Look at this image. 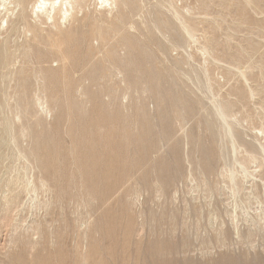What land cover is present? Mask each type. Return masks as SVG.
Masks as SVG:
<instances>
[{
	"label": "rangeland",
	"instance_id": "rangeland-1",
	"mask_svg": "<svg viewBox=\"0 0 264 264\" xmlns=\"http://www.w3.org/2000/svg\"><path fill=\"white\" fill-rule=\"evenodd\" d=\"M197 1H199V2H197ZM218 1L220 2L221 0H212V1L211 0H203V1L202 0H168V1L167 0H143V1L142 0L141 1L135 0L136 4L139 6V8L137 6V8L139 10L137 8H135V10L130 13L131 16L128 17V20L125 24V27L121 31L122 33H124V32L130 33L131 37L134 39V42H135L134 44L136 45V48H135V51H136V53H135V60H136L135 65H137V67H143L146 69V67L149 68L151 66L149 63L146 64L145 60L143 59L144 55L141 54V50H140L141 45L144 44V45H148L147 48L149 49V52L150 53L152 52L151 54L154 55V60H153L152 64L157 70L160 69L159 70L160 72L165 73V71L166 72H172L175 69L178 70L180 68L179 73L175 74L176 83H171V85H168V84H170L169 80L171 77L170 76L171 73H168L167 75L164 76L163 83H160V87H159V89L169 91V89L172 86H175L174 92L173 91L170 93L167 92L168 96L165 99V102L163 104H161V107H168L169 108V113H168L169 120L165 121V120L160 119L158 121V117L160 116V113H159L160 103L157 101V99L150 97V95H148L149 93L145 92L146 95L143 94L144 91H143L142 87H144L147 83L146 84L145 83H137L136 90H135V88L131 87V85H130V84H134V83H130V84L124 83L121 81V78H119V76L115 77V76L105 74L107 72L109 73L110 71H108L109 69L107 67L108 62L104 61V59H106V57L107 58L112 57V59L113 58L115 59L114 54H110V55H108V53L106 54L109 47L112 44L117 43L116 44L117 48L115 50L118 54L120 53V55L127 53V48L124 45L122 46V43H121L122 33L121 34L118 33L116 35H113L111 33V36L109 33H107L106 37L108 38L107 40H108L109 44H105L104 48H103L101 41H99L98 39L95 40L92 38L91 33L93 30V24L95 22H92V24H91V21L93 19H95V21H96L97 19L100 20V18H102L100 22L104 21L102 24H106L105 22H107L109 20V17H111L110 18V20H111L112 16H113V15H111V13H107V12L105 13V11L103 10V7L100 3L97 5L98 9L94 8L95 4H91L92 7H91V5H90V7L88 6L85 9V15H83V16H82V12H80L78 14V15H80V17L82 19V21L80 20V23L76 21L75 24L74 23L73 24L67 23L66 25H64L65 27L62 25L61 29H62V33H64L63 35H62V33H61V35H59L60 33L56 32L55 31L56 29L52 28V30L54 29L53 32L55 31L57 33L56 34L54 32L56 34V35H54V36H56L55 39H57V41H58V43H56L57 45H60V43H61L60 40L62 39L61 38L60 40H58L59 36L63 37L65 35L66 30H67L66 34H68V35H66L67 38L65 39L67 41H65V43H64L65 46L64 45L62 46L63 51H65L63 49V47H65V49H66L67 46L68 47L72 46L71 47L72 49L70 47L68 48L69 53L73 52V54H75L74 50L76 51V53L78 52L75 55H70L68 53V49H66V52L61 51V53L69 54V56L72 58H73V56L76 57L75 59L73 58L74 60H72L71 67H68L69 69L65 68L66 69L65 75H70V74H68L69 73L68 70H70V69H71L70 73H72L73 75L75 74L74 76L70 75V77L72 80L74 79L76 81L73 80L74 81L73 82L71 80L72 81V82L70 81L71 83H69V84L67 83L68 86H71V87L73 86L72 87L73 89L71 87L69 89V87L67 86L66 83H65L66 85H64V83H61L62 87H61V85H58V86H60L59 88L57 86H55L54 84L57 85L60 83H54V84L51 83V86H49L50 83H46V84L40 83L41 86L44 85L43 88H41V86L38 87L39 86L38 83H37L38 85L36 83H32L34 86L31 85V83H25V85H24V83H15V76L12 74H9V75L7 74L8 76L5 79L4 83L3 82L0 83V106L2 107V108L0 107V111H1V113H0V160H1L0 161V201H1L0 202V204H1L0 205V261L1 262H0V264H14L15 261H17L16 264H25L23 262H28L26 264H29V263L30 264H34V263H38V264L39 263L40 264H85L86 263V264H89L90 258L95 259V260H91V262L93 261L92 264H96L98 262L97 260H100V259L101 260L98 262V264H102L101 262H103V264H123V263L126 264V262L128 264H135L136 262H138L136 264H146V263L147 264H149V263L150 264H153V263L159 264V262H160V264H162L164 261H165V263H163V264H180V263L181 264H202V263L203 264H240V262H241V264H254V262H255V264H259V263L264 264L263 260L254 261V262L251 260H249V261L248 260H241V257H243L244 255H250L249 259H251V256H253L252 254L254 252L261 254L260 256H262V257H260V258L264 259V237H256V238H258V240L256 239L258 244H256V248H254V247L252 248V246H250L248 243L244 242V244H243L242 238L239 236H236V235H239V233L243 234V233L247 232V230H248L247 227L249 226V224L247 222H249V221L243 219V218H245V215H247V214H244L242 209H240V208H237L236 210L234 209L233 198L230 197L229 194H227L229 192V190H227V191L224 190L226 188L229 189V187H227V186L230 185V182H228L226 179H223V177L220 174V171H221V168L223 170V168H225L226 166L234 164V158L233 159L231 158L234 156H232L233 155V153H232V155L230 157V154H231L230 148L232 147L231 143H230V138L228 135L225 134V132L222 131L225 135L222 134V132H220L221 131L220 121H219L218 117L215 114H213L214 112H212V111H214L213 106H215L217 104L216 103L217 99L221 102H224V99L227 98V99H225V101H229V102H231V104H233V105H231V109L233 111L232 110L230 111L229 116H231V117L228 118V121L231 123L233 131L237 132L236 135L240 140V141H238L237 140L238 138L236 137L237 139L235 141V147H236V149H238V147H239V152L237 150L238 155H241L240 151H242V149L240 150V148L244 147L243 144L246 143L245 141L253 142V140H255V142H257V143L258 142H261V143L264 142V138L261 137L262 136V130H264V108L260 107L261 105L259 103H257V102L264 100L263 99L264 96H262L264 93H262V95L260 94V96L258 95V98H255L257 95H255L252 98L247 97L246 94L240 95V96L238 95V93H240V94L242 93V91L239 92V90L242 87L243 83H246L245 85L250 84L252 86L259 87V88L261 86H264V75H263L264 74V72H263L264 67H262V65H263L262 62H264V54H263V52H264V40H263L264 39V17H263L264 16V8H263L264 2L263 1L264 0H262V2H261V0H257V1L255 0L256 2L253 3V5H248V7L246 8V12L248 13L249 8H250V10L252 9L254 12L252 10L249 11V13H251V14H249V13L246 14V12H245L246 15H244V16L242 13L239 12V11H241L240 10L241 6L237 5L238 3H236V2H238V0H235V1L234 0H226V1L222 0L220 2V3L224 2L222 6ZM259 1L263 4H259ZM29 2L27 4V9L25 10V13H27V15L29 13L31 14L30 10L32 7L33 0H30ZM159 2H161V3H159ZM171 2H173L174 5ZM206 2L211 4V5L210 4L208 5V7L210 9L208 7H206L207 6V5H205ZM213 2L217 6H214ZM199 3L201 5H198ZM217 3H219V4H217ZM227 3H229V4H227ZM234 3H235V5H234ZM159 4H160V8H159ZM231 4H233V5H231ZM171 5H173V6H171ZM212 5H213V7H212ZM141 6H142V8H141ZM225 6H227V8ZM173 7L176 8L175 10L181 11L182 15H184L185 18L194 19L196 24L199 25V26H197V31H196L197 34L195 33V37H194L195 39L189 38L190 41L187 39L188 43L186 41V45H184L185 43L182 44L184 46H182L180 44L177 46V42L172 40L173 38L171 37L172 36L171 33L168 32L169 33L168 34L167 32H164L166 34L163 35L159 32H152L148 26L149 24L152 23V21L150 22L149 20L151 18H152L151 20H154L157 15L163 16L162 18L166 21H170V22H174V23L178 24V22H179L178 17L176 16V13H175V10ZM188 7L190 10L189 13L192 16H190V14L188 13V9H187ZM222 7H224V8H222ZM234 7H235V9H237L239 7L238 8L239 11L235 10ZM258 7H260V10L258 9ZM162 8H164V9H162ZM228 8H229V10H228ZM0 9L2 10L1 5H0ZM95 9L99 10V13L97 10L95 11ZM168 9L171 11H169ZM186 9H187V14H186ZM218 9H219V11H218ZM231 9H233V10H231ZM1 10H0V40H1L0 44L4 45L6 48L8 47L11 52H12V50H14L13 51V53L15 54L14 57H16L18 54H20V53L22 54V52L24 50V49H22L23 45L25 44L27 39H29L31 37L32 33H30V31L27 30L26 23H25L24 19L22 18V14H18L19 8H17L14 11V14L12 15V21L13 22H11L10 28H6L5 21L3 22L1 20V18L3 16L2 15L3 13L1 12ZM90 10H92L93 12ZM136 10L139 12H137ZM211 10H212V13H211ZM158 11H159V13H158ZM195 11H196V15H195ZM199 11H201V12H199ZM214 11H215V13H214ZM226 11L228 14L224 13ZM230 11H231V13H229ZM236 11L239 13V15H241L240 17H238L239 15ZM94 12H95V14H94ZM153 12H154V14H153ZM183 12H185V13H183ZM192 12H193V14H192ZM209 12L211 13L212 16H218L219 12H221V14L224 13L225 14L224 16H227V18H226V22H224L223 24L226 25L229 22L230 27L228 25H226V26H228V27H226L225 25L222 24V26H224L225 28L221 27V26L218 28V26H217L216 27L217 31H214V28H212V27H215V25H217V24H215L216 22H213L216 17H214V19L211 15H210V17H208V15L210 14ZM216 12H218V13H216ZM235 12L237 14H235ZM113 13H114V11L112 12V14ZM161 13H163V15ZM205 13H207V14H205ZM254 13H256V14H254ZM257 13L258 14L261 13L262 15L261 14L257 15ZM30 14L28 16L26 15V17H28L27 21L28 22L31 21V23H35L36 22L35 15H33V14L30 15ZM88 14H89V16L87 17ZM98 14H100V15H98ZM198 14H199V16H197ZM152 15L155 17H153ZM172 15H174L176 17H174ZM202 15H204V16L206 15L207 18L202 16ZM232 15H233V17H232ZM253 15H254V19L252 17ZM98 16L100 18H98ZM103 16H105V17H103ZM164 16H166V18H164ZM245 16H247V17H245ZM92 17H94V18L92 19ZM131 17H132V20H131ZM173 17L175 18V20L173 19ZM29 18H30V20H29ZM85 18L86 19L89 18L88 19L89 21H85L84 20ZM228 18H229V21L227 20ZM235 18L236 19L239 18V20H236ZM240 18H242V19H240ZM243 18H245V19H243ZM250 18H252L251 19L252 22H250L251 25H249V21H248V20H250ZM259 18H263V20L259 19ZM203 19L204 20L206 19V21H204ZM232 19L235 21H233ZM130 20L132 21V23L130 22ZM196 20L197 21L200 20V22L198 21L199 22L198 23ZM202 20H203V22H202ZM231 20H232V23L230 22ZM244 20H246L245 23H244ZM240 21H243L244 24L241 23ZM83 22H85V23L87 22V24L83 25ZM233 22L235 23V26H236V24L238 26L235 27L233 25L234 24ZM212 23L215 25L211 26ZM253 23H256L257 29L259 28V26L263 29V31H262L263 33L261 32L262 34H260V31L256 30V28L254 26L255 24L252 25ZM260 23H261V25H260ZM90 24H91V26H90ZM239 24H242V26L244 28L243 30H241L242 26ZM42 25L45 29L51 28L50 26H48V24H42ZM73 25H75V26H73ZM81 25H83V26H81ZM69 26H71V27H69ZM232 26H233L234 30H233ZM248 26H251V27H248ZM46 27H48V28H46ZM67 27L69 28V31H68ZM238 27L240 29H238ZM245 27L247 28L248 31L246 30ZM253 27L255 28L254 31H256V34H255V32L253 33V29H254ZM202 28H204L205 30ZM130 29H131V31H130ZM226 29H227V31H226ZM231 29H232V32L233 31L235 32V33L233 32V34H232L234 39H232L231 41H228L229 45L234 49V50L230 49L232 52H234V51L237 52L235 50L236 49L235 47H239L241 45L246 44L247 38H248V40L251 39L249 37H253L252 40L255 39L254 42L252 40H250V41L253 42L254 45L259 48V49L258 48H256V49L250 48L247 51L244 50L245 53L242 52L241 59H242L243 64H241V66H242L241 68L243 70H245L246 74L249 72V70H250V72L254 73V74H252L249 72L250 73L249 75H251V76H248V74H247L246 78L248 80L244 79L243 77L240 79L239 77H241V75L239 72V68L232 65V64H230V65H232V67L229 65V63H228V61L230 60L228 57L229 55L224 54L222 52L223 49H221V47H222V46H220L221 44H218L214 49H212L208 52H204L201 49L203 46L202 42H205V39H206L204 37V35L206 36V34H208V35L210 34L209 36H212L214 33H216L215 36H216L218 42H221V41L223 42L224 39H225V42H227V36L231 32ZM235 29L237 31H235ZM249 29L252 32H250ZM71 30L73 32H71ZM198 30H200V31L198 32ZM218 31H220V32L218 33ZM151 32H152V34H151ZM206 32H208V33H206ZM27 33H28V35L30 34V36H28ZM70 33L72 35H70ZM81 33H82V35H81ZM157 33L160 35H156ZM257 33H259V34H257ZM7 34H9V35L7 36ZM40 34L47 35L46 32H43V31H41ZM73 34L74 35L79 34L78 35L79 39L77 40L76 39L77 35H75L76 36L75 37ZM217 34L220 37L219 39H218ZM108 35H109V37H108ZM169 35H170V37H169ZM198 35H200V37H197L198 38L197 39L196 36H198ZM202 36L204 37V40H203ZM113 37H114V39H113ZM4 38H7L5 41H7L8 44L4 41ZM72 38L75 40L74 42H76L78 44L74 43L73 40L71 41L70 39H72ZM81 38H83V39H81ZM55 39L53 41L50 40L48 42L54 43ZM91 39H92V47H91L92 49L89 46H87L88 41ZM136 39H138V40H136ZM200 39H202V40L200 41ZM220 39H221V41H220ZM244 39H245V41H244ZM2 40H3V42H2ZM81 40H82V42H81ZM257 40L260 43L256 42ZM83 41H85L86 45ZM4 42H5V44H3ZM232 42H233V45L231 44ZM20 43H22V46ZM66 43L68 45H66ZM100 43H101V46H100ZM93 44H94V46H93ZM171 44L172 45L174 44V45L172 46ZM236 44H238V45H236ZM61 45H62V43H61ZM82 45H83V48H82ZM50 46H51V44H50ZM77 46H79V47H77ZM18 47H19V49H18ZM48 47L49 46L43 44V45L38 47L41 50L38 51L37 46L35 47V49L37 50V52H39L40 58L41 57L43 58V56H45L46 53H47L46 56L49 54L47 56L50 60L49 63H51V65H53V66H57L60 63V60H58L57 52L55 51L56 46H55V50H53L54 48L50 50L53 53L49 51ZM60 47L61 46H59L57 50H59V49L61 50ZM11 48H12V50H11ZM78 48H80V49H78ZM87 48H88V50H87ZM45 49L46 50L48 49V50L46 51ZM76 49H78V50H76ZM251 49L255 50L256 52H257V50H259V52L256 53L255 51H253V53H256V54H254L255 55L254 56L251 53L252 52ZM89 50H91L90 53H94V52H95V54L98 53L96 55L97 58H95L96 57L95 56L91 60V58H92L91 56H93V54L90 55ZM216 50H218V51H216ZM211 51H212V53H211ZM225 51H229V50L225 49ZM80 52L82 53V55L80 54ZM213 52H215V53H213ZM205 53H207V54H205ZM246 53H247V55H246ZM21 54L18 55L19 57L18 56L16 57L17 59L15 58V60H16L15 64H17V60H19L18 58L24 57V55L22 54V56H21ZM221 54H223L222 55L223 57L221 56ZM243 54L245 56H248L249 58L247 59L246 57H243ZM260 54H262V56ZM50 55H53V56H50ZM174 56L175 57L177 56L176 59H174L175 58ZM212 56H215V57H212ZM252 56H253V58H252ZM39 57L37 56V57L33 58L32 61H30L33 67L37 66V63L40 59ZM88 57H89V59H87ZM170 57H172L173 59H171ZM186 57H189V58L187 59ZM77 58L82 59V61L81 60L76 61ZM163 58H165L166 60L164 59L165 61H163ZM178 58H179V60H178ZM261 58H263V61ZM83 59L85 60V62H83L84 61ZM96 59H98V60L95 61ZM101 60H103V63ZM20 61H21V64H19ZM22 61L24 64L22 63ZM89 61L90 62L92 61V62L90 63ZM254 61L258 65L261 63V65H259V68H258V65L253 64V63H255ZM19 62L17 64V66L15 65V67L17 68V67H19V65L23 64V66H25V68H26V72L28 71L27 74H31L30 69L32 70L33 67L31 66L30 62L26 61V59H24V58H21L19 60ZM87 62H89L90 65ZM81 63H82V66H81ZM159 63H160V66L158 65ZM66 64H68V62ZM74 64L77 66L74 67L75 66ZM79 64H80V66H79ZM103 65H104V67H103ZM253 65L255 67H257L256 69L258 71L257 70L254 71L255 67ZM68 66H70V64H68ZM72 66L74 67V69H72ZM78 66H79V68H78ZM228 66H229V70L227 69ZM251 66L253 67V69H251L252 68ZM12 67H13V69H15L14 66H12ZM81 67H83V69H85V70H83V69L81 70ZM27 68H28V70H27ZM91 68H94L95 71L92 72V74L95 77L98 76L97 78L99 80L98 79L92 80L93 77L85 78V75H88L87 72ZM162 69H165V71H163ZM237 69H238V71H237ZM78 70H80L81 72L80 71L78 72ZM180 70H181V72H180ZM182 71L184 73H182ZM262 72H263V74H262ZM207 73L209 75H207ZM259 73H261L263 75V78L260 77L261 74H259ZM59 74L63 75V70H61V72ZM100 74H102L103 76ZM11 76H13V77H11ZM205 76L209 77L210 82H208L209 80L207 81L208 77L206 79ZM258 77L260 78V80L262 78L263 81L262 80L259 81ZM82 78H83V81H82ZM10 79H12V80H10ZM110 80H111V82H110ZM12 81H14V82L12 83ZM244 81H246V82H244ZM258 81L260 82V84L257 83ZM254 83L255 84L257 83V84L255 85ZM16 84H17V86H15ZM70 84H72V85H70ZM63 85L65 86V89L68 87L67 90H65V89L63 90V88H64ZM105 85H106V88H105ZM25 86H27V87L25 88ZM31 86H33L35 89L34 88L30 89V88H32ZM91 86H92V88H91ZM46 87H47V89H46ZM55 87H57L56 90H55ZM125 87L126 88L128 87L127 89L129 91L126 92L127 89ZM18 88H19V91H18ZM24 88H25V91L23 90ZM60 88H62V89L60 90ZM52 89L54 90L55 93L53 92ZM58 89L60 90V93L63 92L62 93L63 95L69 93V91H70L71 95L69 96V99H68L69 94L65 96V99H64V96H62L63 97L62 98L60 96L62 94L59 93ZM68 89H69V91H68ZM42 90H44V93ZM134 90H135V92H134ZM140 90L143 92H141ZM157 90H158L157 88L154 89V92L156 93ZM17 91L20 92L18 95H17ZM30 91L31 92L33 91V93L35 92L34 95ZM48 91H49V94H51L50 97L48 96L49 94H47ZM57 91H58V93H57L58 95L56 94ZM82 91L85 93H83ZM64 92H66V93H64ZM45 93H46L47 99L50 98L51 102L49 100L47 103V101L45 100L46 99ZM53 93L57 98L54 97ZM30 94H32L33 96ZM35 94H36V96H35ZM43 94H44V96H43ZM21 95H24V96L21 97ZM81 95H84V96H81ZM179 95L183 97V103H185V105H186L185 112H182L184 114V117L180 116L179 114H181V113L179 111H177L180 108L179 106H181L182 104L181 103H180V105H178V104L174 105L173 104L175 98L178 97ZM5 96H7V97L10 96L11 97V98L9 97L10 100L7 99V97H5ZM19 96L22 98L23 104H22L21 98ZM37 96L41 99V101L39 98H37ZM78 96L79 97L81 96V97L79 98ZM242 96L243 97L246 96L248 99L246 97L243 98ZM34 97L37 100L39 99V101L41 103H43V106L39 105L38 107H36L37 103L34 102V101H36L34 99ZM52 97H54L53 100H54V102L56 101L55 102L56 104H54V102H52L53 101ZM223 97H224V99H223ZM18 98H20V99H18ZM25 98H28L26 100H27V103H29V105L27 103L25 104V102H26V101H24ZM137 98H139V99H137ZM235 98L236 99L239 98V99H237V101H236ZM258 99H260V100H258ZM6 100H8L9 103L8 102L5 103ZM67 100H69L71 102H68ZM218 100H217V102H218ZM17 101H18V103H21V105H23L25 109L28 107L24 113L25 116H26V114H28V112L32 111L33 113H36V117H38V118L40 117V120H42L41 122L39 121L41 124H39L36 117L28 118L31 120L26 121V119L22 115L23 117L21 119V122L26 123L27 125L31 126L30 127V133L31 134H40L43 132H49L50 135L54 136V139L46 140V141L42 142L41 144H38L39 146H35L34 144H31V142L28 139H23V140H28L27 144H29V145H26V142L23 140H20V142H18L19 144L18 143L15 144V143H13V141H11V139H9V137L11 136L10 133L12 132V135H15V134H17V130L12 131L11 129H8L10 131L9 132L8 130H4V129H6L4 127H6L5 125L7 123L12 122L10 118H12L13 122H14V118L16 116H14L15 113L13 114V112L15 111L14 108L17 104ZM64 101L66 102L65 104H64ZM92 101L96 102V103L98 102V103L96 104V103H93ZM32 102H33V105H31ZM247 102H249V103L247 104ZM45 103H47V104L45 105ZM68 103H69V105H68ZM214 103H216V104H214ZM95 104L96 105L99 104V105H98V107L94 106L95 108H93V105H95ZM7 105H9V107ZM26 105H28V106H26ZM44 105H45V107H44ZM66 105L69 107H67ZM139 105H142L147 110V116L146 117H143L142 112L138 110L137 107ZM255 105H256V108H254ZM31 106L32 107L34 106L33 108H34V110L35 109L36 110L34 111ZM85 106H86V108H85ZM234 106L236 107L235 110L237 112L234 110ZM243 106L246 108H244ZM40 107L42 110L40 109ZM43 107L46 109H43ZM65 107L67 108V110L65 109ZM91 107L93 108V110H91L92 109ZM9 108H10V110H9ZM31 108H32V110H31ZM50 108H52L51 109L52 111L50 110ZM250 108H252V109H250ZM260 108H262V109H260ZM28 109H30V110H28ZM96 109L99 110L100 112L96 111ZM247 109H248V111H247ZM37 110H38V112H36ZM64 110H65V112H64ZM84 110H85V114H84ZM42 111H46V112H42ZM47 111H49V112H47ZM150 111L152 114L150 113ZM66 112H68L69 114ZM70 112H72L71 114L73 116L70 115ZM232 112H233V114H232ZM248 112L251 113V115H252L251 120H250V117H248ZM255 112H256V115H255ZM96 113H98V114H96ZM243 113H245V114H243ZM56 114H57V116H56ZM91 114L92 115L94 114V115L92 116ZM234 114H235V116H234ZM45 115H46L47 121H45L43 119V118H45ZM97 115H98L97 119L99 120V122L101 119H104V118L105 119L103 121H106V122H103L101 120V122L99 124L96 120V117H94ZM99 115H102V116H99ZM113 115H114V117H113ZM11 116H14V118ZM69 116H70V118H69ZM2 117L5 118L6 120L4 121ZM41 117H43V118H41ZM72 117H73V119H72ZM100 117H103V118L100 119ZM154 117H155V119H154ZM232 117H234L233 120H231ZM235 117H236V119H235ZM7 118H9V119H7ZM94 118H95V121L93 120ZM151 118H153V120ZM243 118H244V120H247V121H244ZM69 119H70V122H69ZM217 119L219 122L216 121ZM238 119H242V120H238ZM67 120H68V122H67ZM89 120H91V121L93 120V122L91 123V121H89ZM113 120L115 121V123L116 122L118 123V125L116 123L117 127L114 126L115 123ZM154 120H155V122H154ZM175 120H178V121H175ZM237 121L238 122L240 121V122L236 123ZM5 122H7V123H5ZM49 122L52 124H50ZM96 122L99 125H97ZM145 122H146V124H145ZM152 122H153V125H152ZM156 122H159L160 126H155L154 124ZM15 123L16 124L19 123L18 118L15 119V122L13 124H15ZM69 123H71V124H69ZM107 123H110V124H107ZM216 123L219 124L220 126L217 125ZM45 124H50L48 126L51 128L46 130L44 128ZM86 124H88V126ZM91 124H93V125H91ZM65 125H67V126L65 127ZM73 125H75V126H73ZM83 125H84V128H83ZM62 126H64V127H62ZM85 126H87L86 127V128H88L87 130L91 133V135H89L91 140L88 139L89 136L87 135V133H89V132H86ZM104 126L106 127L105 129H104ZM120 126H121V128H120ZM213 126L214 127L216 126L217 128H219V130L216 127L214 128ZM1 127H2V129H1ZM52 127L54 130L52 129ZM69 127L71 128V130ZM108 127H109V129H108ZM176 127H178V128L176 129ZM41 128H42V131L39 132L38 130H41ZM65 128H66V130H69V131H66ZM81 129H83V130H81ZM94 129H95V132L97 135L93 134ZM97 129H98V131H100V130L101 131L97 133ZM128 130H130V131H128ZM4 131H6V132L4 133ZM70 131L71 132L74 131V132L71 133ZM110 131H112V132L110 133ZM206 131L209 134V137L207 136L208 134L206 133ZM14 132H16V133H14ZM68 132H70V133H68ZM7 133H9V134H7ZM64 133H66L67 135ZM85 133H86V135H84ZM99 133H100V135H99ZM130 133H132V135ZM163 133H165L164 138L161 137V135ZM69 134H71V135H69ZM76 134H77V136H76ZM72 135H73V137H72ZM105 135H108V136H105ZM256 135H258V139L260 138L258 141L255 139ZM64 136L65 137L69 136V139L64 138ZM94 136L95 137L97 136V137L95 138ZM103 136H105V137L103 138ZM3 137H5V139H3ZM76 137H79V138H76ZM108 137H109V139H108ZM159 137L161 140L159 139ZM221 137H223V138H221ZM111 138H114V141H113V139L111 140ZM218 138H220V139H218ZM228 138H229V140H227ZM78 140H81V141L78 142ZM57 141H59V142H57ZM228 141H229V143H228ZM68 142H69V144H67ZM74 143H75V146H74ZM102 143L104 144L105 147L103 146ZM130 143H132V144H130ZM236 143L238 145H236ZM127 144H130V145L127 146ZM220 144H221V146H220ZM68 145H70L71 147L73 146L74 155H71V152H70L71 150L68 149L69 148ZM28 146L29 147L33 146V150L35 152L40 153V155H41V153H43L46 150H48V151H50V153H52V154H50L51 156H49L48 151H46L43 153L44 155L43 154L41 155L42 158L44 159L42 167L46 166V168L50 170V172H49V170L46 169V173H48V174L46 175V173H45V176L43 174L45 172V170H44L42 175H43V177H45V179L47 178L46 179L47 181L52 179V182H50L51 181L50 180L49 183L54 184V185H52V184L51 185L53 186V188L55 190V194H54V192H50L49 193L50 197H51V193H53L52 196L55 195L56 197L54 196V198L59 199V200L56 199V203L54 202V203H52L53 205L52 204L50 205L51 208H49V206H47V207L32 206L31 207V204H30L31 198H29L31 196L28 193L23 192L24 191V189H23L24 183L23 184H22V182L15 183V181H14L15 177L17 176L18 173H21L23 175L26 172V174H27V169H25V166L27 164H28L27 166H29L30 163H28V162L26 163V160L24 161V159L19 155V152H22V149L27 148ZM42 146H43V148H42ZM56 147H58V148H56ZM102 147H104V149ZM228 147H229V150L226 149ZM128 149H129V151H128ZM140 149L142 151H140ZM82 150H84V151H82ZM115 151H116V156H118V157L112 156L113 153L115 154ZM229 151H230V153H229ZM151 152H153V153H151ZM56 154H58V155H56ZM107 154H109V155L107 156ZM139 154H141V156ZM225 154H226V156H225ZM110 155L112 157H115V158H111ZM57 156H58V158H56ZM60 156H62V157H60ZM71 156L72 157L74 156V158H73L74 162H73ZM106 156H107V158H106ZM206 156H207V158H206ZM49 157H50V159L53 158V159H51V160H53L52 162H50L51 160L48 159ZM259 157L261 159L262 155H259ZM54 158H55L56 162L58 161L60 164L56 163ZM97 158H98V160H97ZM230 159H232V161ZM45 160H47V161H45ZM114 160H116L115 163L118 162L119 165L114 163V166L111 167ZM48 161L50 163H48ZM109 161H111L112 164ZM228 161H230L231 163ZM53 162H55L57 164V165H54L58 169V170L56 169V172H55V170L52 172V170L54 169L53 168L54 166L52 167ZM45 163L48 164V166ZM226 163H228V164H226ZM24 164H26V165H24ZM122 164H123V168H121ZM136 164L140 165V167L142 166V168H140ZM197 164L199 166H197ZM70 165H71V167H69ZM129 165H131V167ZM134 165H135V167H134ZM250 165H249V167H250L249 170L251 171V169H252L251 172H253V170H255V169H257V170L263 169V166H262V168L260 166L256 167L257 163H250ZM30 166H31V164H30ZM97 166H99V167L97 168ZM136 166L140 169H138ZM237 166H239V165L236 164V168H239ZM254 166H255V168H254ZM29 167H26L29 169L28 174H30V175H28V176H32L31 173H33V171L30 172L31 167L30 168ZM58 167L59 168L61 167V168L59 169ZM64 167H65V169H64ZM72 167L75 170H73ZM78 167H81V168H79L80 170L78 169ZM133 167H134V170H133ZM251 167H253L254 169ZM50 168L51 169L53 168V169L51 170ZM70 168H71V170H73L74 173L69 171ZM236 168H234L235 171L237 170ZM14 169H15V171H14ZM81 169H83V172ZM122 169H123V171H122ZM129 169H130V171H129ZM150 169H151V171H150ZM61 170L63 173L61 172ZM107 170H108V172H107ZM109 170H111V171H109ZM114 170H116V171H114ZM135 170L136 171L138 170V171L136 172ZM143 170H144V172H143ZM257 170H255L253 173L257 172ZM42 171H43V168H42ZM120 171H122V172H120ZM141 171H142V173H141ZM64 172H66V173H64ZM75 172H77V173L75 174ZM116 172L117 173L120 172L121 177L119 176L120 173L116 174ZM237 172L238 173L241 172L240 173L241 175L238 174ZM237 172H235V173L238 176V178L239 179L242 178L243 173H242L241 169L240 170L238 169ZM69 173H70V175L71 174H73V175L70 176ZM111 173H115L116 175L111 174ZM122 173L123 174L125 173L124 176H122L123 175ZM128 173L129 174L131 173V174L127 176L126 174H128ZM200 173H203L204 175L200 174ZM96 174H97V176H95ZM140 174L141 175L143 174V175L141 176ZM48 175H50L49 179L47 177ZM107 175H108V177L109 176L110 177L109 178L106 177ZM113 175H114V177L116 176L117 178L116 177L114 178ZM239 175L242 177H239ZM199 176H203L202 178H204V176H205L204 180L207 179L204 183L205 186H203L204 181L202 180L201 177L199 178ZM35 177H34V179L36 180V183H38L37 179H36L37 177L36 178ZM69 177L71 178V180ZM119 177L120 178L123 177V178L120 179ZM253 177L254 176H252V177L250 176L246 179L243 177V179H240V180H243V181H241V182H243V184H242L243 189H245V187H246L247 190H249V191L251 190L250 188L252 187V185H250V183L252 184L253 180L259 179L258 176H256V179H254L255 177L254 178ZM53 178H55V179H53ZM79 178H81V179H79ZM105 178L108 181H113V182L115 181V182L114 183L109 182L110 183V186H109V183H108V181H105ZM221 178H222V180H221ZM78 179H79V183L77 182ZM88 179H89V181H87ZM109 179H111V180H109ZM246 180H248V181H246ZM221 181H223L225 185H223V182H221ZM140 182H142V183H140ZM206 182H207V184H206ZM60 183H61V185L58 186V184H60ZM77 183H78V185H76ZM80 183H81V185H80ZM83 183H84V185H83ZM133 184H134V188L132 186ZM213 184H215V185H213ZM72 185L73 186L75 185V186L73 187ZM246 185H248V186H246ZM131 186H132V190H130ZM135 186H138V187L135 188ZM217 186L218 187L219 186H221V187L226 186V188L223 189L224 191H221L222 193L224 192V194H222L220 192V190L219 191L217 190L218 189ZM56 187H57V190H56ZM81 187H82V189H81ZM158 187H159V189H158ZM74 188L76 190H73ZM94 188H96V189H94ZM103 188L107 189V191ZM160 188H161V190H160ZM214 188H215V190H214ZM208 189H209V191L212 190L211 194L208 191ZM261 189H262V192H261ZM41 190H37L35 195H36L37 199H40V200L43 199L44 200V198L47 197L46 196L47 194H45V192L43 193V190L42 191ZM59 190H61V191H59ZM158 190H160V191H158ZM263 190H264V188L260 187L261 195L264 192ZM132 191L134 193H132ZM82 192L84 195L82 194ZM103 192H105V194ZM219 192L221 194H219ZM243 192L245 193L246 190H243ZM61 193L63 195L62 197L60 196ZM76 194H77V196H76ZM241 194H243V193L241 192ZM86 195H88V197ZM6 196L11 197V198L13 197V199L15 201L14 205L15 204L17 205L18 203L21 205L13 206L12 204L11 205L8 204V206H9V208H8L6 198H5ZM66 196L67 197L69 196L68 198L70 200L69 199L67 200ZM242 196H244V194ZM81 197H82V199H81ZM92 199H94V200H92ZM261 200L264 202L263 199H261ZM23 201H24V203H23ZM81 201H83V203H81ZM60 203H61V205H60ZM258 206H260V205L258 203L254 202L250 205V207L247 208L248 219H250L251 216L252 217L255 216L256 213L260 211L259 209H256ZM263 206H264V204H263ZM36 207H37V209H36ZM118 207H120V208H118ZM59 208L62 210L63 215L60 213L61 210ZM109 208L112 209V212L115 211V213H112ZM108 209H109V212L111 215V216L109 215V217L112 218L113 221H111V219L108 218V216L106 217V214L108 213L107 212ZM234 210L236 212H234ZM57 211H59V212H57ZM232 213H235L237 215V217H240L237 219L240 222L239 223L237 222V223H238L239 229L244 230V231L242 230L243 232H240V230L238 232V229H234L232 226L230 227V224H231L230 220L231 219H229V218H231ZM61 215H62V217H61ZM152 216H154L155 219ZM158 216H160L161 220ZM213 217H215V218H213ZM106 218H108V221L106 220ZM113 218H115V220ZM119 218H120V220H119ZM128 218L129 219L132 218L133 219L132 222H130L131 220H129ZM60 219L62 221L61 223H60ZM123 219L129 220V221H125ZM211 219H212V221H211ZM18 221H19V223H17ZM31 222H35V223L37 222L36 224L35 223H32V224L37 225L38 229L36 228L37 226H35V225L33 227ZM103 222H107V223L109 222L110 225L107 223L106 224L104 223L105 224L104 225ZM63 223H64V225H63ZM121 223H123L125 225H122ZM129 223H131V224L133 223V224L130 226ZM15 224L18 225V228L16 227L17 225L15 226ZM126 224L129 225L130 227H128V226L126 227ZM247 224H248V226H247ZM30 225H32L31 228H30ZM92 225H93V228H91ZM96 225H97L98 229L96 228ZM106 225H107L108 229L109 228L112 229L111 230L112 232L110 231V229L108 231V229L106 228ZM111 225H112V227H110ZM114 225H116V226H114ZM39 226H40V228H39ZM41 226H43V228ZM104 226H105V231H104ZM19 227H20V229H19ZM26 227H29V229H27ZM86 227H88V229ZM14 228L15 229L17 228L16 229L17 231ZM55 228H56V230H55ZM84 228H86V230ZM230 228H232L233 230H231ZM81 229L82 230L84 229L83 231H85V232H83ZM222 229H224V230H222ZM24 230H26V232H24ZM34 230H36L37 232L34 233ZM47 230H49V231H47ZM60 230H62V231H60ZM95 230H98V231H95ZM127 230H129V231H127ZM221 230L223 233L220 235ZM51 231H52V233L50 234ZM230 231H233L234 234L232 232L230 233ZM38 232H40V233L42 232L40 234L42 236H40ZM48 232H49V234H47ZM54 232H55V234H54ZM105 232H107V234H105ZM108 232H109V234H108ZM43 233H45L47 236H45V234H43ZM56 233L60 234V235H56ZM79 233L81 235H84V236H82L83 238L81 237V239H80L79 236H81V235ZM85 233H86V236H85ZM90 233L94 235V241H92L93 235L90 236ZM110 233H112V234H110ZM130 233H131V235H130ZM65 234H67V235H65ZM95 234H96V236H95ZM231 234L234 235V237ZM19 235L21 237L23 236L22 237L23 239ZM26 235L28 237H26ZM219 236L223 237L222 239H224L223 240L224 242L222 241V239ZM49 237H50V239H49L50 241H48V242L43 241V239L48 240ZM57 237H59V239H57ZM84 237H86L85 240H84ZM109 237H111V238H109ZM89 238L91 240H89ZM226 238H227V240L225 241ZM18 239H19V241H18ZM31 239H33V240H31ZM38 239L41 241H39ZM97 239L99 241L101 239V241H100L101 243ZM159 239H160V242L158 241ZM34 240L35 241L37 240V242H35ZM87 240H89V241H87ZM24 241H25V243H24ZM52 241L55 242V244L50 243ZM126 241H127V243H128V241H130L131 244L128 243V245L125 244V246H130V249L132 248L133 251H130V249H128L129 247L124 246L123 247L124 249L122 248V246L124 245V242L126 243ZM44 242H45V244H44ZM97 242H99V244H97ZM136 242L139 243V246ZM183 242H185L184 243L185 247L183 246ZM30 243H31V245H30ZM32 243H35V244H32ZM36 243H38V244H36ZM94 243H96V244H94ZM132 243H134V244H132ZM141 243H143V246ZM228 243H229V245H228ZM51 244L52 245L54 244V246H52ZM57 244H58V247H57ZM59 244H60V247H59ZM93 244H94V247H96V245H97V251H96L97 254H94V253L92 254L93 251L95 252V249H93ZM206 244H208V245H206ZM248 245L251 248H249ZM44 246H46L47 249H45L46 247H44ZM65 246H66V249H65ZM90 246H92V248ZM144 246H146L147 248H143ZM170 246H171V248H170ZM98 247H99V249H98ZM136 247H138L137 252H136ZM139 247L142 250H140ZM53 248H57L58 251H57V249L54 250ZM61 248L64 249V253L67 254L66 255L67 258H65L66 256L64 255L63 250ZM76 248H77L78 253H79V249L82 248V249H80V254L75 252ZM148 248H149V250H147ZM152 248H155V249H152ZM163 248H166V249H163ZM42 249H43V252H42ZM48 249H50V251ZM90 249H91L92 256L89 257V255H91L90 252L87 256H85L87 254V253H85V251L86 252L90 251ZM92 249H93V251H92ZM160 249H161V251H159ZM103 250H104V252H103ZM126 250H127V252H125ZM253 250H256V251H253ZM48 251H49V253H48ZM82 251H83L84 255H82V253H81ZM145 251L147 253H145ZM15 252L17 255L15 254ZM38 252L41 253L40 254L41 256L39 255L41 258L39 256L37 257ZM130 252H132V254ZM135 252L139 253V254H136ZM148 252H150V253H148ZM152 252H154V253H152ZM249 252H251V254ZM43 253H45L46 257H48V258H46L45 254H43ZM61 253L63 255H61ZM98 253H99V255H98ZM126 253H127V256H129L130 254H131V256H129V257L125 256V258H124V255H126ZM100 254L102 255L101 258L99 257ZM24 255H25V257H24ZM54 255L55 256L58 255V256H56L57 258L54 257ZM79 255H81V256H79ZM95 255H97L98 257ZM136 255L137 256L139 255L138 256L139 259L136 257ZM149 255H150V257H148ZM158 255H159V257H158ZM21 256H23V258ZM82 256H83V258H81ZM103 256H104L105 261H108V263L103 261ZM110 256H112V258ZM161 256L163 258H161ZM237 256H238V258H237ZM35 257H36V259H35ZM63 257L65 259H63ZM86 257L89 260L88 259L85 260ZM134 257H136L137 260H135ZM151 257H153V258H151ZM167 257L169 260L167 259ZM61 258H62V260H61ZM145 258H147V259H145ZM11 259H13V260H11ZM53 259H55V260H53ZM80 259H81V261H80ZM123 259H124V261H123ZM128 259H129V262H128ZM38 260H40V261H38ZM82 260L84 263H82ZM237 260H240V261H237ZM11 261H13L14 263ZM21 261H23V262H21ZM95 261H96V263H95ZM133 261L134 262L136 261V262L134 263ZM179 261H180V263H179ZM57 262H59V263H57Z\"/></svg>",
	"mask_w": 264,
	"mask_h": 264
},
{
	"label": "bare ground",
	"instance_id": "bare-ground-1",
	"mask_svg": "<svg viewBox=\"0 0 264 264\" xmlns=\"http://www.w3.org/2000/svg\"><path fill=\"white\" fill-rule=\"evenodd\" d=\"M30 0H0V5L2 6V10H1V12L3 13L2 15V18H1V20L4 22L5 21V23H6V28H10L11 26H10V24H11V22H13L12 21V15L14 14V11L17 9V8H19V10H18V14H22V18L24 19V21H25V23H26V28H27V30L28 31H30V33H32L31 34V37L29 38L28 36H30V34L28 35V33H27V37L29 38V39H27V41L25 42V44L23 45V48L22 49H24L23 50V52H22V54L24 55V57H21L22 56V54H21V58H24V59H26V61H28V62H30V61H32L33 60V58H35V57H39V52H37V50L35 49V47L37 46V48L39 47V46H41V45H43V44H45V45H47V46H49L48 48H49V51L51 50V49H53V50H55V46H56V52H57V56H58V60H60V63L57 65V66H53V65H51V63H49V58L46 56V54H45V56H43V58L41 57H39L40 59H39V61H38V63H37V66H32V64H31V62H30V64H31V66L33 67L32 68V70L30 69V73L31 74H27V72H26V68H25V66H23V61H22V65H19V67H15V65L17 66V64H18V62H19V60L21 59V58H18L19 60H17V64H15V62H16V60H15V58L18 56V55H20V54H18L16 57H14L15 56V54L13 53V51L14 50H12V48H11V50H12V52L9 50V48L7 49L4 45H1L0 44V83H4V81H5V79L7 78V76L9 75V74H12V75H14L15 76V83H24V85H25V83H31V85H33L32 83H38L39 84V86L38 87H40L41 86V84L40 83H50V85L49 86H51V83L52 84H54V83H60V84H54L55 86H57L58 88L60 87V86H58V85H61V83H64V85H66L67 83L69 84V83H71L73 80L71 79V77H70V75L72 76L73 74L72 73H70L71 71V69L70 70H68V74H70V75H65L66 73H65V71H66V69L68 68V67H71V64H72V60H74L76 57H74L73 56V58L72 57H70L69 56V54L70 55H75V54H77L76 53V51L74 50V52H75V54H73V52L72 53H69V47L71 48L72 46H67V48L66 49H68V53L69 54H67V53H61V51H63L62 50V46L64 45L65 46V41H67V40H65L66 38H67V36L66 35H68V34H66V32H67V30H66V32H65V35L62 37H60L59 36V38H58V40H60L61 38V40H60V42L62 43V45H61V43H60V45H57L56 43H58V41H57V39H55V37L56 36H54V35H56L57 33L56 32H58V33H60L59 35H61V33H62V25L64 26V25H66L67 23L69 24H75V22L77 21V22H79L80 23V20L82 21V19H81V17H80V15H78L80 12H82V16L83 15H85V9L89 6L90 7V5L91 4H95V6H94V8H97V5L100 3L101 5H102V7H103V10L105 11V13L107 12V13H111V15H113L112 16V19L110 20V18L111 17H109V20L107 21V22H105L106 24H102L104 21H102V22H100L101 21V19L102 18H100L99 16H98V18H100V20H96L95 21V19H93L94 17H92V21H91V24H92V22H95L94 24H93V30H92V33H91V35H92V38L93 39H98L99 41H101L102 42V45H103V48H104V45L105 44H109L108 43V38L106 37V34L107 33H109L110 34V36H111V33L113 34V35H116V34H118V33H122L121 31L123 30V28L125 27V24H126V22H127V20H128V17L129 16H131L130 15V13L132 12V11H134L135 10V8H137V4H136V2H135V0H33V3H32V7H31V10H30V12H31V14H33V15H35V20H36V22L35 23H31V21H27V19H28V17H26V15H27V13H25V10L27 9V4H28V2H29ZM141 1V0H140ZM143 1V0H142ZM168 1V0H167ZM203 1V0H202ZM212 1V0H211ZM222 1V0H221ZM220 1V2H221ZM226 1V0H225ZM235 1V0H234ZM257 1V0H256ZM255 0H238V2H236V3H238L237 5L238 6H241L240 7V10L242 11H239L238 10V8L237 9H235V7H234V9L235 10H238L240 13H242L243 14V16L244 15H246V14H248L249 13V11H251L250 10V8L248 9V13L246 12V8L248 7V5H253V3H255L256 2ZM163 2V1H162ZM197 2H199V1H197ZM219 2V1H218ZM219 2V3H220ZM230 2V1H229ZM261 2H262V0H261ZM260 1H259V4H263V3H261ZM264 2V1H263ZM30 3V2H29ZM142 3V2H141ZM140 3V4H141ZM159 3H161V2H159ZM171 3H173V2H171ZM219 3H217V4H219ZM223 3L224 2H222V3H220L221 4V6L223 5ZM163 4V3H162ZM204 4V3H203ZM210 3H205V5H207L206 7H208V5H209ZM213 4H214V2H213ZM227 4H229V3H227ZM173 5H174V3H173ZM173 5H171V6H173ZM198 5H201L200 3L198 4ZM211 5V4H210ZM231 5H233V4H231ZM234 5H235V3H234ZM186 6V5H185ZM203 6V5H202ZM214 6H217V5H215L214 4ZM260 6V5H259ZM264 6V5H263ZM262 6V7H263ZM91 7H92V5H91ZM187 7V6H186ZM197 7V6H196ZM200 7V6H199ZM212 7H213V5H212ZM226 8H227V6H225ZM138 8H139V6H138ZM137 8V9H138ZM141 8H142V6H141ZM140 8V9H141ZM159 8H160V4H159ZM172 8V7H171ZM174 8V7H173ZM194 8V7H193ZM209 8V7H208ZM215 8V7H214ZM222 8H224V7H222ZM233 8V7H232ZM256 8V7H255ZM264 8V7H263ZM93 9V8H92ZM98 9V8H97ZM97 9H95V11L97 10ZM100 9V8H99ZM102 9V8H101ZM162 9H164V8H162ZM170 9V8H169ZM168 9V10H169ZM176 8H174V10H175ZM184 9V8H183ZM188 9V13H189V7L187 8ZM187 9H186V14H187ZM200 9V8H199ZM205 9V8H204ZM210 9V8H209ZM213 9V8H212ZM257 9V8H256ZM255 9V10H256ZM258 9L260 10V7H258ZM102 10V11H103ZM139 10V9H138ZM223 10V9H222ZM228 10H229V8H228ZM231 10H233V9H231ZM234 10V11H235ZM263 10V9H262ZM28 11V10H27ZM89 11V10H88ZM90 11H92V10H90ZM98 11V13H99V10H97ZM103 11V12H104ZM114 11V13L112 14V12ZM137 11V10H136ZM141 11V10H140ZM169 11H171V10H169ZM183 11V10H182ZM192 11V10H191ZM197 11V10H196ZM196 11H195V15H196ZM203 11V10H202ZM218 11H219V9H218ZM233 11V12H234ZM253 11V10H252ZM257 11V10H256ZM29 12V11H28ZM93 12V11H92ZM91 12V13H92ZM137 12H139V11H137ZM151 12V11H150ZM194 12V11H193ZM193 12H192V14H193ZM199 12H201V11H199ZM207 12V11H206ZM237 12V11H236ZM235 12V14H237ZM245 12H246V14H245ZM254 12V11H253ZM259 12V11H258ZM90 13V12H89ZM152 13V12H151ZM158 13H159V11H158ZM165 13V12H164ZM167 13V12H166ZM173 13V12H172ZM175 13H176V16L178 17V24H176V23H174V22H170V21H166V20H164L162 17L163 16H161V15H157L156 17L155 16H153V17H155V19L154 20H149L150 22L152 21V23L151 24H149L148 26H149V28H150V30L152 31V32H159V33H161V34H166V33H164V32H169V33H171L172 34V40L173 41H175V42H177V46L180 44V45H182L183 43H185L184 45H186V41H187V39L189 40V38H193V39H195L194 37H195V33L197 34V26H199V25H197L196 24V22H195V20L194 19H187V18H185L184 17V15H182V13H181V11H179V10H175ZM183 13H185V12H183ZM198 13V12H197ZM210 13V12H209ZM211 13H212V10H211ZM211 13L208 15V17H210V15H211ZM214 13H215V11H214ZM216 13H218V12H216ZM224 13H227V11L226 12H224ZM221 14V12H219V14H218V16H212L213 17V19H214V17H216L215 19H214V21L213 22H216L215 24H217V25H215V24H211V26L212 25H215V27H212V28H214V31H217V26H218V28L221 26V27H224V26H222V24L224 23V22H226V18H227V16H224L225 14ZM229 13H231V11L229 12ZM30 14V13H29ZM28 14V15H29ZM30 14V15H31ZM93 14V13H92ZM91 14V15H92ZM94 14H95V12H94ZM104 14V13H103ZM153 14H154V12H153ZM162 15H163V13H161ZM190 14V13H189ZM205 14H207V13H205ZM228 14V13H227ZM226 14V15H227ZM249 14H251V13H249ZM254 14H256V13H254ZM261 14V13H260ZM260 14H258L257 13V15H260ZM27 15V16H28ZM98 15H100V14H98ZM136 15V14H135ZM166 15V14H165ZM194 15V16H195ZM215 15V14H214ZM231 15V14H230ZM238 15H239V13H238ZM237 15V16H238ZM262 15V14H261ZM89 16V14L87 15V17ZM102 16V15H101ZM108 16V15H107ZM106 16V17H107ZM151 16V17H152ZM168 16V15H167ZM172 16H174V15H172ZM176 16H174V17H176ZM189 16V15H188ZM190 16H192L191 14H190ZM197 16H199V14L197 15ZM202 16H204V15H202ZM235 16V15H234ZM241 15H239L238 17H240ZM91 17V16H90ZM89 17V18H90ZM103 17H105V16H103ZM173 17V19L175 20V18ZM201 17V16H200ZM204 17H206V15L204 16ZM211 17V18H212ZM230 17V16H229ZM232 17H233V15H232ZM245 17H247V16H245ZM253 17V19H254V15L252 16ZM259 17V16H258ZM264 17V16H263ZM18 18V17H17ZM89 18H85L84 20L85 21H89L88 19ZM164 18H166V16H164ZM169 18V17H168ZM207 18V17H206ZM107 19V18H106ZM105 19V20H106ZM210 19V18H209ZM236 19V18H235ZM240 19H242V18H240ZM243 19H245V18H243ZM251 19L252 18H250V20H248L249 21V25H251L250 24V22H252L251 21ZM259 19H262L263 20V18H259ZM29 20H30V18H29ZM91 20V19H90ZM131 20H132V17H131ZM130 20V22L132 23V21ZM171 20V19H170ZM204 20V19H203ZM203 20H202V22H203ZM228 21H229V18L227 19ZM233 20V19H232ZM232 20L230 21L231 23H232ZM236 20H239V18L238 19H236ZM261 20V21H262ZM197 21V20H196ZM199 22H200V20H198ZM197 21V22H198ZM204 21H206V19L204 20ZM208 21V20H207ZM233 21H235V20H233ZM245 21L246 20H244V23H245ZM129 22V21H128ZM198 22V23H199ZM201 22V23H202ZM210 22V21H209ZM241 23H243V21H240ZM255 22V21H254ZM260 22V21H259ZM78 23V24H79ZM108 23V24H107ZM146 23V22H145ZM208 23V22H207ZM230 23V24H231ZM234 23V22H233ZM243 23V24H244ZM42 24H48V26H50L51 28L50 29H45L44 27H43V25ZM84 24H87V22L85 23V22H83V25ZM91 24H90V26H91ZM129 24V23H128ZM205 24V23H204ZM203 24V25H204ZM209 24V23H208ZM255 24V25H254ZM83 25H81V26H83ZM206 25V24H205ZM204 25V26H205ZM223 25H225V24H223ZM226 25H228L229 27H230V25H229V22H228V24H226ZM225 25V26H226ZM234 26H235V23L233 24ZM239 25H241L242 26V24H239ZM252 25H254L255 26V28H256V23H253ZM260 25H261V23H260ZM25 26V25H24ZM68 26V25H67ZM72 26V25H71ZM71 26H69V27H71ZM73 26H75V25H73ZM77 26V25H76ZM87 26V25H86ZM89 26V27H90ZM132 26V25H131ZM130 26V27H131ZM210 26V27H211ZM228 26H226V27H228ZM236 26H238L237 24H236ZM235 26V27H236ZM240 26V27H241ZM263 26V25H262ZM14 27V26H13ZM65 27V26H64ZM201 27V26H200ZM248 27H251V26H248ZM24 28V27H23ZM46 28H48V27H46ZM52 28H54V29H56L54 32L56 33H54L53 32V30H52ZM68 28V27H67ZM79 28V27H78ZM225 28V27H224ZM232 28H233V26H232ZM246 28V27H245ZM254 28V27H253ZM255 28L253 29V33L255 32V34H256V31H254L255 30ZM14 29V28H13ZM16 29V28H15ZM71 29V28H70ZM82 29V28H81ZM85 29V28H84ZM88 29V28H87ZM90 29V28H89ZM127 29V28H126ZM200 29V28H199ZM202 29H204V28H202ZM222 29V28H221ZM228 29V28H227ZM227 29H226V31H227ZM230 29V28H229ZM237 29V28H236ZM235 29V31H237L238 29H240L239 27H238V29L236 30ZM244 28H243V26L241 27V30H243ZM252 29V28H251ZM10 30V29H9ZM18 30V29H17ZM20 30V29H19ZM26 30V29H25ZM45 30V31H44ZM47 30V31H46ZM49 30V31H48ZM86 30V29H85ZM205 30V29H204ZM219 30V29H218ZM223 30V29H222ZM233 30H234V28H233ZM246 30H247V28H246ZM256 30L257 31H260V34H262L263 32V29L259 26V28L257 29L256 28ZM11 31V30H10ZM9 31V32H10ZM14 31V30H13ZM41 31H43V32H46V34L47 35H42V34H40V32ZM68 31H69V28H68ZM84 31V30H83ZM125 31V30H124ZM128 31V30H127ZM130 31H131V29H130ZM200 30H198V32H199ZM221 31V30H220ZM220 31H218V33L220 32ZM229 31V30H228ZM248 31V30H247ZM249 31H250V29H249ZM18 32V31H17ZM71 32H73L72 30H71ZM82 32V31H81ZM86 32V31H85ZM152 32H151V34H152ZM202 32V31H201ZM205 32V31H204ZM230 32V31H229ZM228 32V33H229ZM231 32H232V29H231ZM229 33L228 34V36H227V42H225V39H224V43L221 41V39H220V41L222 42H218L217 41V38H216V36H215V34L216 33H214L212 36H209L208 34H206V36L204 35V37L206 38L205 39V42H202L203 43V46H202V50L204 51V52H208V51H210V50H212V49H214L218 44H221L220 46H222L221 47V49H223L222 50V52L224 53V54H227V55H229L228 57H229V61H228V63H229V65L230 64H232V65H234V66H236V67H238L239 68V72H240V75H241V77H239L240 79L243 77L244 79H246V80H248L246 77H247V74H248V76H251V75H249L250 73H252V74H254L253 72H250V70H249V72L246 74L245 73V70H243L241 67V64H243L242 63V59H241V57H242V52L243 53H245V51L244 50H248V49H250V48H252V49H256V48H258L257 46H255L254 45V40H252V38L253 37H249V38H251L250 40H252L253 42H251L250 40H248V38H247V42H246V44H244V45H241V46H239V47H235L236 49V51L237 52H232L230 49H233L230 45H229V42L228 41H231L232 39H234V37L232 36V34H233V32L232 33ZM250 32H252V31H250ZM262 32V33H261ZM8 33V32H7ZM15 33V32H14ZM75 33V32H74ZM168 33V34H169ZM203 33V32H202ZM201 33V34H202ZM206 33H208V32H206ZM213 33V32H212ZM211 33V34H212ZM226 33V32H225ZM235 33V32H234ZM3 34V33H2ZM64 33H62V35H63ZM80 34V33H79ZM79 34H75V35H77V40L79 39L78 38V35ZM205 34V33H204ZM257 34H259V33H257ZM9 34H7V36H8ZM70 35H72L71 33H70ZM74 35V34H73ZM74 35V36H75ZM81 35H82V33H81ZM156 35H160V34H156ZM218 35V34H217ZM6 36V37H7ZM133 36V35H132ZM155 36V35H154ZM248 36V35H247ZM253 36V35H252ZM5 37V36H4ZM26 37V38H27ZM54 37V38H53ZM58 37V36H57ZM76 37V36H75ZM85 37V36H84ZM108 37H109V35H108ZM156 37V36H155ZM168 37V36H167ZM169 37H170V35H169ZM197 37H200V35H198V36H196V38ZM203 37V36H202ZM201 37V38H202ZM204 37H203V40H204ZM8 38V37H7ZM7 38H4V41L7 39ZM74 38V37H73ZM70 39L71 41L73 40V42L76 40L75 38V40L74 39ZM91 38V37H90ZM112 38V37H111ZM158 38V37H157ZM156 38V39H157ZM220 37H219V35H218V39H219ZM55 39V41H54V43L52 42H48V41H53ZM81 39H83V38H81ZM85 39V38H84ZM113 39H114V37H113ZM148 39V38H147ZM155 39V40H156ZM171 39V38H170ZM198 39V38H197ZM262 39V38H261ZM76 40V41H77ZM112 40V39H111ZM136 40H138V39H136ZM192 40V39H191ZM202 39H200V41H201ZM264 40V39H263ZM69 41V40H68ZM80 41V40H79ZM110 41V40H109ZM113 41V40H112ZM190 41V40H189ZM193 41V40H192ZM244 41H245V39H244ZM0 42H1V40H0ZM2 42H3V40H2ZM6 43H7V41H5ZM5 42L3 43V44H5ZM81 42H82V40H81ZM84 43H85V41H83ZM94 42V41H93ZM149 42V41H148ZM256 42H259L258 40L256 41ZM74 43H76V42H74ZM83 43V44H84ZM113 43V42H112ZM121 43H122V46L124 45V46H126V48H127V53H125V54H123V55H120V53L118 54L117 52H116V44H112L110 47H109V49L107 50V52H106V54L108 53V55H110V54H114V57H115V59L113 58L112 59V57L111 58H107L106 57V59H104V61H106V62H108V64H107V67H108V71H110L109 73L107 72V73H105V74H108V75H111V76H119V78H121V81L122 82H124V83H134V84H130L131 85V87H134L135 88V90H136V86H137V83H147L144 87H142V89H143V91H144V93L143 94H145V92H147V93H149L148 95H150V97H153V98H155V99H157V101L160 103V109H159V113H160V116L158 117V121L160 120V119H162V120H169V116H168V113H169V108L168 107H161V104H163L164 102H165V99L167 98V96H168V93H170V92H174V89H175V86H172L170 89H169V91H165V90H162V89H159V87H160V83H163V80H164V76L165 75H167L168 73H171V77H170V80H169V83L170 84H168V85H171V83H176V81H175V74H178L179 73V69L177 70V69H175L174 71H172V72H166L165 71V69H162L163 71H165V73L164 72H160L159 70L160 69H156L154 66H153V64H152V62H153V60H154V55H152L150 52H149V49L147 48L148 47V45H144V44H142L141 45V54H143L144 55V57H143V59L145 60V62H146V64H150L151 66L149 67V68H147L146 67V69L145 68H143V67H137V65H135V53H136V51H135V48H136V45L134 44L135 42H134V39L131 37V34L130 33H128V32H124V33H122V36H121ZM120 43V44H121ZM140 43V42H139ZM142 43V42H141ZM174 43V42H173ZM187 43H188V41H187ZM236 43V42H235ZM234 43V44H235ZM240 43V42H239ZM260 43V42H259ZM8 44V43H7ZM21 44V46H22V43H20ZM50 44H51V46H50ZM73 44V43H72ZM76 44H78V43H76ZM111 44V43H110ZM147 44V43H146ZM199 44V43H198ZM232 45H233V42L231 43ZM66 45H68L67 43H66ZM81 45V44H80ZM85 45H86V43H85ZM97 45V44H96ZM154 45V44H153ZM156 45V44H155ZM162 45V44H161ZM172 45V44H171ZM174 45V44H173ZM172 45V46H173ZM176 45V44H175ZM184 45H182V46H184ZM236 45H238V44H236ZM20 46V47H21ZM59 46H61L60 48H61V50L59 49V50H57L58 49V47ZM87 46H89L90 48L92 47V39L91 40H89L88 41V45ZM86 46V47H87ZM93 46H94V44H93ZM100 46H101V43H100ZM159 46V45H158ZM201 46V45H200ZM43 47V46H42ZM77 47H79V46H77ZM88 47V48H89ZM96 47V46H95ZM108 47V46H107ZM153 47V46H152ZM160 47V46H159ZM181 47V46H180ZM45 48V47H44ZM82 48H83V45H82ZM88 48H87V50H88ZM18 49H19V47H18ZM21 49V48H20ZM63 49L65 50V51H63V52H66V49H65V47H63ZM72 49V48H71ZM78 49H80V48H78ZM78 49H76V50H78ZM92 49V48H91ZM160 49V48H159ZM200 49V50H201ZM225 49L226 50H229V51H225ZM238 49V50H237ZM251 49V53L254 55V54H256L257 52H259V50H257V52L255 51V50H252ZM259 49V48H258ZM39 50H41L40 48H38V51ZM46 50V49H45ZM48 50V49H47ZM46 50V51H47ZM82 50V49H81ZM105 50V49H104ZM156 50V49H155ZM163 50V49H162ZM234 50V49H233ZM17 51V50H16ZM71 51V50H70ZM86 51V50H85ZM90 51L91 50H89V53H90ZM96 51V50H95ZM100 51V50H99ZM98 51V52H99ZM216 51H218V50H216ZM215 51V52H216ZM220 51V50H219ZM253 51H255L256 53H253ZM50 52H52V51H50ZM83 52V51H82ZM87 52V51H86ZM105 52V51H104ZM161 52V51H160ZM215 52H213V53H215ZM221 52V51H220ZM49 53V52H48ZM53 53V52H52ZM51 53V54H52ZM102 53V52H101ZM162 53V52H161ZM211 53H212V51H211ZM248 53V52H247ZM247 53H246V55H247ZM56 54V53H55ZM80 54L82 55V53L80 52ZM91 54H93V56H91L92 58H91V60L98 54H95V52L94 53H90V55ZM205 54H207V53H205ZM210 54V53H209ZM219 54V53H218ZM249 54V53H248ZM263 54H264V52H263ZM223 54H221V56H222ZM258 55V54H257ZM261 56H262V54H260ZM50 56H53V55H50ZM56 56V55H55ZM56 56V57H57ZM101 56V55H100ZM189 56V55H188ZM207 56V55H206ZM211 56V55H210ZM255 56V55H254ZM259 56V55H258ZM260 56V57H261ZM19 57V56H18ZM82 57V56H81ZM140 57V56H139ZM175 57V56H174ZM177 57V56H176ZM176 57L174 58V59H176ZM190 57V56H189ZM189 57H186L187 59L189 58ZM212 57H215V56H212ZM220 57V56H219ZM223 57V56H222ZM221 57V58H222ZM227 57V58H228ZM243 57H246L247 59L249 58L248 56H245L244 54H243ZM52 58V57H51ZM50 58V59H51ZM79 58V57H78ZM77 58V60L76 61H82V59H78ZM95 58H97V56L95 57ZM171 59H173L172 57H170ZM169 58V59H170ZM181 58V57H180ZM206 58V57H205ZM252 58H253V56H252ZM17 59V58H16ZM87 59H89V57L87 58ZM158 59V58H157ZM165 58H163V61H165L164 60ZM182 59V58H181ZM215 59V58H214ZM226 59V58H225ZM262 59V61H263V58H261ZM84 60V59H83ZM98 59H96L95 61H97ZM178 60H179V58H178ZM213 60V59H212ZM245 60V59H244ZM243 60V61H244ZM102 61V63H103V60H101ZM171 61V60H170ZM217 61V60H216ZM250 61V60H249ZM68 62V64H70V66H68V64H66ZM83 62H85V60L83 61ZM82 62V63H83ZM90 62V61H89ZM89 62H87V63H89ZM92 62V61H91ZM90 62V63H91ZM157 62V61H156ZM182 62V61H181ZM185 62V61H184ZM227 62V61H226ZM255 62V61H254ZM258 62V61H257ZM261 62V61H260ZM35 63V62H34ZM75 63V62H74ZM78 63V62H77ZM82 63H81V66H82ZM90 63H89V65H90ZM143 63V62H142ZM174 63V62H173ZM227 63V64H228ZM253 63V62H252ZM263 63V65H262V67H264V62H262ZM19 64H21V61L19 62ZM66 64V65H65ZM105 64V63H104ZM254 65H258L256 62L255 63H253ZM28 65V64H27ZM26 65V66H27ZM34 65V64H33ZM75 65V64H74ZM159 66H160V63L158 64ZM162 65V64H161ZM232 65H230L231 67H232ZM251 65V64H250ZM253 65V66H254ZM259 65H261V63L259 64ZM259 65H258V68H259ZM12 66H14L15 67V69H13V67ZM67 66V67H66ZM77 65H75L74 67H76ZM79 66H80V64H79ZM79 66H78V68H79ZM158 66V67H159ZM170 66V65H169ZM174 66V65H173ZM244 66V65H243ZM74 67L72 66V69H74ZM103 67H104V65H103ZM164 67V66H163ZM175 67V66H174ZM205 67V66H204ZM252 67V66H251ZM255 67V66H254ZM66 68V69H65ZM176 68V67H175ZM235 68V67H234ZM257 67H255V69H254V71L255 70H257L256 69ZM69 69V68H68ZM77 69V68H76ZM83 69V67H81V70ZM103 69V68H102ZM107 69V68H106ZM228 70H229V66H228V68H227ZM247 69V68H246ZM251 69H253V67L251 68ZM27 70H28V68H27ZM61 70H63V75H60L59 73L61 72ZM83 70H85V69H83ZM209 70V69H208ZM263 70V69H262ZM261 70V71H262ZM73 71V70H72ZM80 70H78V72H79ZM95 70H94V68H91L88 72H87V74L88 75H85V78H90V77H93V79L92 80H97L98 78V76H94L93 74H92V72H94ZM186 71V70H185ZM207 71V70H206ZM237 71H238V69H237ZM252 71V70H251ZM258 71V70H257ZM77 72V71H76ZM81 72V71H80ZM84 72V71H83ZM180 72H181V70H180ZM187 72V71H186ZM247 72V71H246ZM264 72V71H263ZM263 72H262V74H263ZM15 73V74H14ZM98 73V72H97ZM103 73V72H102ZM164 73V74H163ZM182 73H184L183 71H182ZM258 73V72H257ZM8 74V75H7ZM90 74V75H89ZM104 74V75H105ZM259 74H261V73H259ZM260 75V77H262L263 78V75ZM75 75V74H74ZM73 75V76H74ZM93 75V76H92ZM100 75H102V74H100ZM107 75V76H108ZM184 75V74H183ZM205 75V74H204ZM207 75H209L208 73H207ZM78 76V75H77ZM103 76V75H102ZM259 76V75H258ZM11 77H13V76H11ZM168 77V78H169ZM206 77V76H205ZM208 77V76H207ZM207 77H206V79H207ZM100 78V77H99ZM108 78V77H107ZM259 78V77H258ZM262 78H261V80H262ZM13 79V78H12ZM12 79H10V80H12ZM102 79V78H101ZM17 80V81H16ZM72 80V81H71ZM99 80V79H98ZM104 80V79H103ZM209 80V77H208V79H207V81ZM260 80V78H259V81H261ZM9 81V80H8ZM71 81V82H70ZM74 81H76V80H74ZM73 81V82H74ZM82 81H83V78H82ZM171 81V82H170ZM206 81V82H207ZM242 81V80H241ZM257 82V83H259L260 84V82ZM263 81V80H262ZM11 82V81H10ZM14 81H12V83H13ZM87 82V81H86ZM92 82V81H91ZM110 82H111V80H110ZM121 82V83H122ZM208 82H210V80L208 81ZM207 82V83H208ZM244 82H246V81H244ZM66 83V84H65ZM84 83V82H83ZM166 83V82H165ZM251 83V82H250ZM256 83V84H257ZM37 84V85H38ZM68 84H67V86H68ZM75 84V83H74ZM92 84V83H91ZM128 84V85H129ZM241 84V83H240ZM246 83H243V85H242V87L240 88V90H239V92H241L242 91V93L240 94V93H238V95L240 96V95H244V94H246V96L247 97H249V98H252V97H254L255 95H257L255 98H258V95L260 96V94L262 95V93H264V86H261L260 88L259 87H255V86H252V85H250V84H248V85H245ZM255 84V83H254ZM253 84V85H254ZM255 84V85H256ZM23 85V86H24ZM28 85V84H27ZM43 85V84H42ZM63 85V86H64ZM70 85H72V84H70ZM15 86H17V84L15 85ZM34 86V85H33ZM33 86H31L32 88H30V89H33L34 87ZM44 86V85H43ZM43 86H41V88H43ZM47 86V85H46ZM53 86V85H52ZM93 86V85H92ZM92 86H91V88H92ZM237 86V85H236ZM27 86H25V88H26ZM57 87H55V90H56V88ZM61 87H62V85H61ZM69 87V89H70V87L71 86H68ZM67 87V88H68ZM73 87V86H72ZM71 87V88H72ZM17 88V87H16ZM21 88V87H20ZM25 88L23 89L24 91H25ZM51 88V87H50ZM54 88V87H53ZM67 88L65 89V86H64V88H63V90L65 89V90H67ZM84 88V87H83ZM105 88H106V85H105ZM126 88V87H125ZM128 88V87H127ZM126 88V89H127ZM130 88V87H129ZM158 89L157 90V92L155 93L154 92V89ZM35 89V88H34ZM46 89H47V87H46ZM62 88H60V90H61ZM69 89H68V91H69ZM73 89V88H72ZM110 89V88H109ZM133 89V88H132ZM17 90V89H16ZM53 90V89H52ZM59 90V89H58ZM60 90H59V93H60ZM62 90V91H63ZM135 90H134V92H135ZM18 91H19V88H18ZM17 91V95L20 93V92H18ZM22 91V90H21ZM37 91V90H36ZM43 91V93H44V90H42ZM101 91V90H100ZM127 91H129L128 89L126 90V92ZM141 91V90H140ZM143 91H141V92H143ZM2 92V91H1ZM31 92V91H30ZM47 92V91H46ZM53 92H54V90H53ZM67 92V91H66ZM66 92H64V93H66ZM73 92V91H72ZM83 92V91H82ZM168 92V93H167ZM238 92V91H237ZM14 93V92H13ZM12 93V94H13ZM22 93V92H21ZM33 95H34V93H33V91L31 92ZM55 93V92H54ZM54 93H53V95H54ZM58 93V91L56 92V94ZM63 93V92H62ZM62 93H60V94H62ZM83 93H85V92H83ZM92 93V92H91ZM229 93V92H228ZM227 93V94H228ZM32 94H30V95H32ZM38 94V93H37ZM47 94H49V91H48V93ZM59 94V95H60ZM69 94V95H68ZM142 94V93H141ZM174 94V93H173ZM2 95V94H1ZM14 95V94H13ZM16 95V96H17ZM32 95V96H33ZM50 95L51 94H49L48 96L50 97ZM58 95V94H57ZM66 95H68V99H69V96L71 95V92L69 91V93H67V94H62V95H60L61 97L62 96H64V99H65V96ZM146 95V94H145ZM229 95V94H228ZM22 96H24V95H21V97ZM35 96H36V94H35ZM43 96H44V94H43ZM42 96V97H43ZM75 96V95H74ZM77 96V95H76ZM81 96H84V95H81ZM80 96V97H81ZM230 96V95H229ZM238 96V97H239ZM245 96V97H246ZM262 96H264V94L262 95ZM3 97V96H2ZM5 97H7V96H5ZM10 97V96H9ZM9 97H7V99H9ZM20 97V96H19ZM20 97V98H21ZM26 97V96H25ZM45 97H46V101H47V103H48V101L50 100V102H51V99L49 98V99H47V96H46V93H45ZM54 97H56L55 95H54ZM54 97H52V100H53V98ZM79 97V96H78ZM77 97V98H78ZM79 97V98H80ZM226 97V96H225ZM243 97V96H242ZM241 97V98H242ZM245 97H243V98H245ZM246 97V98H247ZM11 98V97H10ZM20 98H18V99H20ZM37 98H39L38 96H37ZM57 98V97H56ZM63 98V97H62ZM74 98V97H73ZM261 98V97H260ZM26 99H28V98H25V100L24 101H26L25 102V104L27 103V100ZM34 99H35V97H34ZM40 99V98H39ZM39 99L37 100V99H35L36 101H34L33 99V101L35 102V103H37V106L36 107H38L39 105L40 106H43V103H41L40 101H41V99H40V101H39ZM63 99V100H64ZM136 99V98H135ZM137 99H139V98H137ZM151 99V98H150ZM223 99H224V97H223ZM225 99H227V98H225ZM225 99H224V102H221V101H219L218 99V102H217V100H216V103H214V104H216L215 106H213L214 107V111H212V112H214L213 114H215L217 117H218V119H219V121H220V124H221V126L219 125V124H217V125H219L220 126V128H221V131L220 132H225V134L226 135H228L229 136V138H230V143H231V148H230V151H231V154H230V157H231V155H232V153H233V155L232 156H234V157H231L232 159L234 158V164H231V165H229V166H224L225 168H223V170H222V168H221V171H220V174H221V176L223 177V179H226L228 182H230V185H228L227 187H229V189H227L226 188V186L225 187H221V186H217L218 187V191L220 190V192L221 191H224V190H229V192L227 193V194H229L230 195V197H232L233 198V201H234V209L236 210L237 208H240V209H242V211L244 212V214H247L248 215V212H247V208L248 207H250V205L252 204V203H258L260 206H258L256 209H259L260 211L259 212H257L256 213V215L255 216H251L250 217V219H248V217H247V215H245V218H243V219H245V220H247V221H249V222H247L248 224H249V226H248V224H247V226L249 227H247V232H245V233H243V234H240L239 233V235H236V236H239V237H241L242 238V241H243V244H244V242L245 243H248L250 246H252V248L254 247V248H256V244H258L257 243V240H258V238H256V237H264V206H263V204H264V202L261 200V199H263L264 200V192H263V194L261 195V192H262V189H261V192H260V187L261 188H264V142L263 143H261V142H255V140H253V142H247V141H245L246 143H244L243 145H244V147L243 148H240V150L242 149V151H240V153H241V155H238V153H237V150H238V152H239V147H238V149H236V147H235V141H236V139L238 138L237 137V132H235V131H233V129H232V126H231V123L228 121V118L229 117H231V116H229V114H230V111L232 110L231 109V105H233V104H231V102H229V101H225ZM236 99V98H235ZM237 99H239V98H237ZM237 99H236V101H237ZM248 99V98H247ZM264 99V98H263ZM2 100V99H1ZM10 100V99H9ZM43 100V99H42ZM57 100V99H56ZM73 100V99H72ZM80 100V99H79ZM96 100V99H95ZM94 100V101H95ZM242 100V99H241ZM246 100V99H245ZM252 100V99H251ZM258 100H260V99H258ZM262 100V99H261ZM23 100H22V98H21V102H22ZM29 101V100H28ZM44 101V100H43ZM68 102H71V101H69V100H67ZM240 101V100H239ZM238 101V102H239ZM249 101V100H248ZM5 102V101H4ZM9 103V101L8 100H6V102L5 103ZM52 102H54V100L52 101ZM56 102V101H55ZM54 102V104H56ZM93 102V101H92ZM106 102V101H105ZM114 102V101H113ZM215 102V101H214ZM250 102V101H249ZM249 102H247V104L249 103ZM257 102V101H256ZM47 103H45V105L47 104ZM66 102L64 101V104H65ZM93 103H96V102H93ZM98 103V102H97ZM96 103V104H97ZM118 103V102H117ZM173 103V102H172ZM180 103L182 104L181 106H179L180 108H179V110H177V111H179L181 114H179L180 116H182V117H184V114L182 113V112H185V108H186V105H185V103H183V97L182 96H178V97H176L175 98V100H174V105H180ZM251 103V102H250ZM257 103H259L261 106L260 107H262V108H264V100H262V101H260V102H257ZM22 104H23V102H22ZM28 105H29V103H27ZM93 105V108H95L94 106H97L98 107V105ZM106 104V103H105ZM184 104V105H183ZM238 104V103H237ZM240 104V103H239ZM243 104V103H242ZM241 104V105H242ZM255 104V103H254ZM6 105V104H5ZM28 105H26V106H28ZM31 105H33V102L31 103ZM45 105H44V107H45ZM68 105H69V103H68ZM107 105V104H106ZM130 105V104H129ZM235 105V104H234ZM246 105V104H245ZM8 107H9V105H7ZM35 106V105H34ZM33 106V107H34ZM49 106V105H48ZM67 106V105H66ZM84 106V105H83ZM89 106V105H88ZM236 106V105H235ZM234 106V110H235V107ZM1 107V106H0ZM6 107V106H5ZM12 107V106H11ZM30 107V106H29ZM32 107V106H31ZM32 107V108H33ZM43 107V109H46V108H44ZM67 107H69V106H67ZM71 107V106H70ZM200 107V106H199ZM238 107V106H237ZM244 107V106H243ZM2 108V107H1ZM28 108V107H27ZM27 108L25 109L24 108V106L23 105H21V103H18V101H17V104H16V106H15V108H14V112H13V114H14V116H16L15 118H14V116H11V117H13L14 118V122H15V119H17L18 118V121H19V123H15V124H13L14 122H13V119L12 118H10L11 119V123H7V122H5V123H7L5 126L6 127H4V128H6V129H4V130H8V129H11L12 131L13 130H17V134H15V135H12V132L10 133V137H9V139H11V141H13V143H18V142H20V140H23V139H28L30 142H31V144H34L35 146H39L38 144H41L42 142H44V141H46V140H51V139H54V136L53 135H50L49 134V132H43V133H40V134H31L30 133V125H27L26 123H22L21 122V119H22V117L24 116V118L26 119V121L27 120H31V119H28V118H32V117H36V113H33L32 111H30V112H28V114H26V116H25V111L27 110ZM32 108H31V110H32ZM85 108H86V106H85ZM92 108V107H91ZM93 108L91 109V110H93ZM133 108V107H132ZM138 110L139 111H141L142 112V114H143V117H146L147 116V110L142 106V105H139L138 107ZM244 108H246V107H244ZM254 108H256V105H255V107ZM262 108H260V109H262ZM40 109H41V107H40ZM52 108H50V110H51ZM60 109V108H59ZM65 109L67 110V108L65 107ZM70 109V108H69ZM99 109V108H98ZM171 109V108H170ZM200 109V108H199ZM250 109H252V108H250ZM9 110H10V108H9ZM28 110H30V109H28ZM33 110H34V108H33ZM36 110V109H35ZM34 110V111H35ZM39 110V109H38ZM38 110L36 111V112H38ZM42 110V109H41ZM49 110V111H50ZM112 110V109H111ZM201 110V109H200ZM49 111H47V112H49ZM52 111V110H51ZM71 111V110H70ZM81 111V110H80ZM87 111V110H86ZM95 111V110H94ZM96 111H98V112H100L99 110H97L96 109ZM95 111V112H96ZM102 111V110H101ZM124 111V110H123ZM233 111V110H232ZM236 111V110H235ZM242 111V110H241ZM247 111H248V109H247ZM42 112H46V111H42ZM64 112H65V110H64ZM69 112V111H68ZM68 112H66V113H68ZM91 112V111H90ZM125 112V111H124ZM237 112V111H236ZM245 112V111H244ZM250 112V111H249ZM248 112V117H250V120H251V117H252V115H251V113H249ZM252 112V111H251ZM257 112V111H256ZM256 112H255V115H256ZM0 113H1V111H0ZM11 113V112H10ZM40 113V112H39ZM72 112H70V115H72L71 114ZM77 113V112H76ZM150 113H151V111H150ZM246 113V112H245ZM245 113H243V114H245ZM12 114V115H13ZM38 114V113H37ZM65 114V113H64ZM69 114V113H68ZM84 114H85V110H84ZM96 114H98V113H96ZM100 114V113H99ZM152 114V113H151ZM154 114V113H153ZM232 114H233V112H232ZM231 114V115H232ZM247 114V113H246ZM23 115V116H22ZM41 115V114H40ZM44 115V114H43ZM67 115V114H66ZM92 115V114H91ZM90 115V116H91ZM94 115V114H93ZM92 115V116H93ZM106 115V114H105ZM104 115V116H105ZM56 116H57V114H56ZM68 116V115H67ZM73 116V115H72ZM86 116V115H85ZM89 116V117H90ZM99 116H102V115H99ZM233 116V115H232ZM234 116H235V114H234ZM247 116V115H246ZM60 117V116H59ZM94 117H96V120H97V122L100 124V122H101V120L103 121L104 119H101V118H103V117H100V122H99V120L97 119V117H98V115L97 116H94ZM113 117H114V115H113ZM117 117V116H116ZM132 117V116H131ZM174 117V116H173ZM216 117V118H217ZM256 117V116H255ZM3 118V117H2ZM9 118H7V119H9ZM37 118V120H38V122L40 121H42V120H40V117L38 118V117H36ZM41 118H43V117H41ZM64 118V117H63ZM69 118H70V116H69ZM108 118V117H107ZM133 118V117H132ZM233 118L234 117H232L231 118V120H233ZM246 118V117H245ZM24 119V120H25ZM45 121H47V119H46V115H45V118H43ZM68 119V118H67ZM72 119H73V117H72ZM116 119V118H115ZM152 120H153V118H151ZM154 119H155V117H154ZM218 119L216 120V121H218ZM235 119H236V117H235ZM254 119V118H253ZM3 120L5 121L6 119L5 118H3ZM94 121H95V118L93 119ZM93 120L91 121V120H89V121H91V123L93 122ZM230 120V119H229ZM238 120H242V119H238ZM243 120H244V118H243ZM249 120V119H248ZM73 121V120H72ZM108 121V120H107ZM114 121V120H113ZM157 121V120H156ZM175 121H178V120H175ZM218 121V122H219ZM235 121V120H234ZM244 121H247V120H244ZM39 122V124H41ZM52 122V121H51ZM67 122H68V120H67ZM69 122H70V119H69ZM96 122V123H97ZM103 122H106V121H103ZM154 122H155V120H154ZM207 122V121H206ZM240 122V121H239ZM238 121L236 122V123H239ZM243 122V121H242ZM249 122V121H248ZM251 122V121H250ZM253 122V121H252ZM28 123V122H27ZM37 123V122H36ZM47 123V122H46ZM50 123V122H49ZM53 123V122H52ZM52 123H50V124H52ZM97 123V125H99ZM114 123H115V121H114ZM117 123V122H116ZM116 123H115V125L114 126H116ZM214 123V122H213ZM212 123V124H213ZM235 123V122H234ZM244 123V122H243ZM50 124H45V126H44V128L46 129V130H48L49 128H51V127H49L48 125H50ZM69 124H71V123H69ZM68 124V125H69ZM107 124H110V123H107ZM113 124V123H112ZM145 124H146V122H145ZM87 126H88V124H86ZM91 125H93V124H91ZM96 125V124H95ZM102 125V124H101ZM117 125H118V123H117ZM120 125V124H119ZM135 125V124H134ZM152 125H153V122H152ZM155 126H160V124H159V122H156L155 124H154ZM214 125V124H213ZM235 125V124H234ZM39 126V125H38ZM67 125H65V127H66ZM73 126H75V125H73ZM87 126H85V128L87 127ZM177 126V125H176ZM181 126V125H180ZM207 126V125H206ZM211 126V125H210ZM62 127H64V126H62ZM97 127V126H96ZM117 127V126H116ZM133 127V126H132ZM214 127V126H213ZM216 127V126H215ZM214 127V128H215ZM68 128V127H67ZM70 128V127H69ZM79 128V127H78ZM83 128H84V125H83ZM101 128V127H100ZM106 127L104 126V129H105ZM120 128H121V126H120ZM178 127H176V129H177ZM217 128V127H216ZM263 128V127H262ZM1 129H2V127H1ZM52 129H53V127H52ZM74 129V128H73ZM88 128H86V132H89L88 130H87ZM96 129V128H95ZM95 129H94V135L96 134V132H95ZM99 129V128H98ZM98 129H97V133L98 132H100V131H98ZM108 129H109V127H108ZM107 129V130H108ZM116 129V128H115ZM114 129V130H115ZM175 129V130H176ZM218 130H219V128H217ZM54 130V129H53ZM64 130V129H63ZM65 130H66V128H65ZM70 130H71V128H70ZM81 130H83V129H81ZM210 130V129H209ZM9 131V130H8ZM39 132L40 131H42V128H41V130H38ZM66 131H69V130H66ZM65 131V132H66ZM85 131V130H84ZM128 131H130V130H128ZM6 131H4V133H5ZM10 132V131H9ZM64 132V131H63ZM71 132V131H70ZM70 132H68V133H70ZM74 132V131H73ZM73 132H71V133H73ZM76 132V131H75ZM79 132V131H78ZM106 132V131H105ZM112 131H110V133H111ZM119 132V131H118ZM222 132V134H224ZM14 133H16V132H14ZM33 133V132H32ZM77 133V132H76ZM206 133H207V131H206ZM7 134H9V133H7ZM55 134V133H54ZM64 134H66V133H64ZM79 134V133H78ZM104 134V133H103ZM102 134V135H103ZM131 135H132V133H130ZM208 134V133H207ZM224 134V135H225ZM67 135V134H66ZM65 135V136H66ZM69 135H71V134H69ZM84 135H86V133L84 134ZM87 135L89 136V135H91V133L89 132V133H87ZM97 135V134H96ZM99 135H100V133H99ZM101 135V136H102ZM111 135V134H110ZM109 135V136H110ZM114 135V134H113ZM122 135V134H121ZM159 135V134H158ZM164 135H165V133H163L162 135H161V137L162 138H164ZM192 135V134H191ZM217 135V134H216ZM220 135V134H219ZM64 136V138H68L69 139V136L68 137H65ZM76 136H77V134H76ZM82 136V135H81ZM105 136H108V135H105ZM105 136H103V138L105 137ZM160 136V135H159ZM208 137H209V134L207 135ZM223 136V135H222ZM72 137H73V135H72ZM80 137V136H79ZM79 137H76V138H79ZM85 137V136H84ZM95 137V136H94ZM97 137V136H96ZM95 137V138H96ZM99 137V136H98ZM111 137V136H110ZM113 137V136H112ZM118 137V136H117ZM193 137V136H192ZM216 137V136H215ZM220 137V136H219ZM224 137V136H223ZM223 137H221V138H223ZM237 137V138H236ZM262 138H264V130H262V136H261ZM71 138V137H70ZM92 138V137H91ZM225 138V137H224ZM229 138L227 139V140H229ZM3 139H5V137H3ZM81 139V138H80ZM88 139H90V136H89V138ZM108 139H109V137H108ZM113 139V141H114V138H111V140ZM116 139V138H115ZM159 139H160V137H159ZM218 139H220V138H218ZM253 139V138H252ZM255 139L258 141L259 139H258V135H256V137H255ZM28 140H23V141H25L26 142V145H29V144H27L28 143ZM91 140V139H90ZM89 140V141H90ZM95 140V139H94ZM161 140V139H160ZM238 141H240L239 140V138L237 139ZM262 140V139H261ZM60 141V140H59ZM59 141H57V142H59ZM70 141V140H69ZM73 141V140H72ZM79 141H81V140H78V142ZM93 141V140H92ZM91 141V142H92ZM99 141V140H98ZM107 141V140H106ZM112 141V142H113ZM118 141V140H117ZM116 141V142H117ZM196 141V140H195ZM243 141V140H242ZM29 142V143H30ZM67 142V141H66ZM85 142V141H84ZM105 142V141H104ZM144 142V141H143ZM89 143V142H88ZM154 143V142H153ZM163 143V142H162ZM218 143V142H217ZM228 143H229V141H228ZM14 144V145H15ZM19 144V143H18ZM67 144H69V142L67 143ZM86 144V143H85ZM90 144V143H89ZM103 144V143H102ZM111 144V143H110ZM115 144V143H114ZM130 144H132V143H130ZM130 144H127V146L128 145H130ZM161 144V143H160ZM203 144V143H202ZM59 145V144H58ZM79 145V144H78ZM92 145V144H91ZM94 145V144H93ZM236 145H238L237 143H236ZM51 146V145H50ZM67 146V145H66ZM69 146V150H71L70 152H71V155H74V150H73V146L71 147L70 145H68ZM74 146H75V143H74ZM103 146H104V144H103ZM220 146H221V144H220ZM93 147V146H92ZM91 147V148H92ZM105 147V146H104ZM104 147H102L103 149H104ZM153 147V146H152ZM230 147V146H229ZM229 147L228 148H226V149H228L229 150ZM242 147V146H241ZM24 148V147H23ZM42 148H43V146H42ZM56 148H58V147H56ZM60 148V147H59ZM90 148V149H91ZM96 148V147H95ZM212 148V147H211ZM41 149V148H40ZM67 149V150H68ZM45 150V149H44ZM55 150V149H54ZM61 150V149H60ZM98 150V149H97ZM151 150V149H150ZM199 150V149H198ZM43 151V150H42ZM46 151H48V150H46ZM46 151H44V152H46ZM59 151V150H58ZM82 151H84V150H82ZM95 151V150H94ZM108 151V150H107ZM110 151V150H109ZM128 151H129V149H128ZM140 151H142L141 149H140ZM139 151V152H140ZM230 151H229V153H230ZM41 152V151H40ZM43 152V153H44ZM62 152V151H61ZM96 152V151H95ZM94 152V153H95ZM113 152V151H112ZM154 152V151H153ZM153 152H151V153H153ZM226 152V151H225ZM43 153H41V155L43 154ZM48 153H49V156H51L50 154H52V153H50V151H48ZM57 153V152H56ZM126 153V152H125ZM155 153V152H154ZM46 154V153H45ZM59 154V153H58ZM58 154H56V155H58ZM103 154V153H102ZM114 154V153H113ZM112 154V156H116V151H115V154L113 155ZM156 154V153H155ZM216 154V153H215ZM19 155L24 159V161L26 160V163L28 162V163H30L31 164V166H30V164H29V166L31 167H29V166H27L26 164H24V165H26L25 166V169H27V174H26V172L22 175L21 173H18L17 174V176L15 177V183H17V182H22V184L24 183V191L23 192H26V193H28L31 197H29V198H31L30 199V204H31V207L32 206H38V207H47V206H49V208H51V204L52 203H56V199H58V198H54V196H52V194L53 193H51V197H50V192H54V194H55V190H54V188H53V186L52 185H54V184H52V183H49V181L50 182H52V179H50L49 181H47L46 179H45V177H43V175H42V173L44 172V170H45V172L43 173L44 174V176H45V173H46V166H44V167H42V164H43V162H44V159L42 158V156L40 155V153H38V152H35L34 150H33V146H31V147H27V148H24V149H22V152H19ZM44 155V154H43ZM109 154H107V156H108ZM140 156H141V154H139ZM169 155V154H168ZM213 155V154H212ZM259 155H262V160L260 159V157H259ZM2 156V155H1ZM46 156V155H45ZM44 156V157H45ZM101 156V155H100ZM99 156V157H100ZM107 156H106V158H107ZM111 155H110V157L111 158H115V157H112ZM143 156V155H142ZM196 156V155H195ZM218 156V155H217ZM225 156H226V154H225ZM19 157V156H18ZM53 157V156H52ZM60 157H62V156H60ZM66 157V156H65ZM116 157H118V156H116ZM133 157V156H132ZM131 157V158H132ZM216 157V156H215ZM56 158H58V156L56 157ZM68 158V157H67ZM71 158H72V160H73V162H74V156L72 157L71 156ZM76 158V157H75ZM87 158V157H86ZM96 158V157H95ZM125 158V157H124ZM186 158V157H185ZM206 158H207V156H206ZM217 158V157H216ZM49 160H51V159H53V158H51L50 159V157L48 158ZM78 159V158H77ZM80 159V158H79ZM117 159V158H116ZM134 159V158H133ZM151 159V158H150ZM218 159V158H217ZM232 159H230L231 161H232ZM54 160H55V158H54ZM81 160V159H80ZM97 160H98V158H97ZM111 160V159H110ZM196 160V159H195ZM198 160V159H197ZM1 161V160H0ZM45 161H47V160H45ZM53 160H51L50 162H52ZM84 161V160H83ZM100 161V160H99ZM108 161V160H107ZM112 161V160H111ZM111 161H109L111 164H112V162ZM133 161V160H132ZM149 161V160H148ZM49 161H48V163H50ZM55 162H56V160H55ZM55 162H53V165H52V167L54 166V165H57L56 163H59L58 161L55 163ZM72 162V161H71ZM116 162V160H114L113 161V164L111 165V167L112 166H114V163ZM124 162V161H123ZM122 162V163H123ZM137 162V161H136ZM147 162V161H146ZM198 162V161H197ZM228 162H230V161H228ZM55 163V164H54ZM70 163V162H69ZM68 163V164H69ZM109 163V164H110ZM231 163V162H230ZM250 163H257V166L256 167H258V166H260L261 168H262V166H263V169H259V170H257V169H255V170H257V172H255V173H253L255 170H253V172H251L252 171V169H251V171L249 170V165H250ZM46 164V163H45ZM60 164V163H59ZM79 164V163H78ZM77 164V165H78ZM84 164V163H83ZM96 164V163H95ZM94 164V165H95ZM115 164H117V165H119L118 164V162L117 163H115ZM135 164V163H134ZM139 164V163H138ZM138 164H136V165H138ZM145 164V163H144ZM143 164V165H144ZM151 164V163H150ZM226 164H228V163H226ZM225 164V165H226ZM236 164L237 165H239V166H237V167H239V168H236ZM23 165V164H22ZM47 166H48V164H46ZM51 165V164H50ZM73 165V164H72ZM133 165V164H132ZM252 165V164H251ZM250 165V166H251ZM255 165V164H254ZM64 166V165H63ZM74 166V165H73ZM79 166V165H78ZM87 166V165H86ZM92 166V165H91ZM106 166V165H105ZM110 166V165H109ZM108 166V167H109ZM130 167H131V165H129ZM139 167H140V165H138ZM151 166V165H150ZM197 166H199L198 164H197ZM207 166V165H206ZM17 167V166H16ZM20 167V166H19ZM26 167H29L30 168V172L31 171H33V173H31L32 174V176H28V175H30V174H28L29 172H28V168H26ZM62 167V166H61ZM60 167V168H61ZM69 167H71V165L69 166ZM82 167V166H81ZM81 167H78V169L79 168H81ZM99 166H97V168H98ZM116 167V166H115ZM134 167H135V165H134ZM134 167H133V170H134ZM137 167V166H136ZM147 167V166H146ZM177 167V166H176ZM14 168V167H13ZM18 168V167H17ZM21 168V167H20ZM19 168V169H20ZM23 168V167H22ZM42 168H43V171H42ZM54 168V169H53ZM51 170H52V172L55 170V172H56V169H57V167H53ZM59 168V167H58ZM59 168V169H60ZM67 168V167H66ZM73 168V167H72ZM76 168V167H75ZM106 168V167H105ZM118 168V167H117ZM121 168H123V164H122V166H121ZM138 168V167H137ZM140 168H142V166L140 167ZM140 168H138V169H140ZM151 168V167H150ZM234 168H236L237 170L235 171L234 170ZM251 168H253V167H251ZM254 168H255V166H254ZM253 168V169H254ZM64 169H65V167H64ZM93 169V168H92ZM107 169V168H106ZM136 169V168H135ZM198 169V168H197ZM238 169L240 170L241 169V171H242V173H243V177L246 179V178H248V177H252V176H254L253 178L254 179H256V176H258V180H253V182H252V184L250 183V185H252V187L250 188L251 190L249 191V190H247V188L245 187V189H243V182H241V181H243V180H240V179H243V177L242 176H240L241 174V172L240 173H238L237 171H238ZM47 170H49V169H47ZM58 170V169H57ZM73 170H75L74 168H73ZM73 170H71V168L69 169V171H71V172H73ZM80 170V169H79ZM82 170V172H83V169H81ZM85 170V169H84ZM98 170V169H97ZM113 170V169H112ZM14 171H15V169H14ZM19 171V170H18ZM26 171V170H25ZM67 171V170H66ZM93 171V170H92ZM96 171V170H95ZM109 171H111V170H109ZM114 171H116V170H114ZM122 171H123V169H122ZM122 171H120V172H122ZM125 171V170H124ZM129 171H130V169H129ZM128 171V172H129ZM136 171V170H135ZM138 171V170H137ZM136 171V172H137ZM150 171H151V169H150ZM197 171V170H196ZM48 172V171H47ZM49 172H50V170H49ZM61 172H62V170H61ZM107 172H108V170H107ZM113 172V171H112ZM119 172V173H120ZM133 172V171H132ZM143 172H144V170H143ZM153 172V171H152ZM201 172V171H200ZM235 172H237L238 174H240L239 175V177H242V178H238V176L236 175V173ZM58 173V172H57ZM63 173V172H62ZM64 173H66V172H64ZM68 173V172H67ZM74 173V172H73ZM77 172H75V174H76ZM119 173H117L116 172V174H119ZM135 173V172H134ZM141 173H142V171H141ZM197 173V172H196ZM219 173V172H218ZM48 173H46V175H47ZM111 174H114V175H116L115 173H111ZM110 174V175H111ZM123 174V173H122ZM125 174V173H124ZM124 174L122 175V176H124ZM131 174V173H130ZM129 173L128 174H126L127 176L128 175H130ZM200 174H203V173H200ZM54 175V174H53ZM63 175V174H62ZM69 175H70V173H69ZM68 175V176H69ZM73 174H71L70 176H72ZM86 175V174H85ZM103 175V174H102ZM114 175H113V177H114ZM133 175V174H132ZM141 175V174H140ZM143 175V174H142ZM141 175V176H142ZM188 175V174H187ZM191 175V174H190ZM204 175V174H203ZM219 175V174H218ZM37 178H36V177ZM82 176V175H81ZM80 176V177H81ZM93 176V175H92ZM95 176H97V174L95 175ZM120 177H121V173H120V175H119ZM140 176V177H141ZM149 176V175H148ZM34 177L37 179V182L38 183H36V180L34 179ZM48 177V179H49V177H50V175H48L47 176ZM54 177V176H53ZM57 177V176H56ZM62 177V176H61ZM60 177V178H61ZM64 177V176H63ZM106 177H108V175L106 176ZM110 177V176H109ZM108 177V178H109ZM112 177V176H111ZM116 177V176H115ZM114 177V178H115ZM119 177V178H120ZM188 177V176H187ZM202 178L203 176H199V178ZM220 177V176H219ZM58 178V177H57ZM70 178V177H69ZM117 178V177H116ZM118 178V179H119ZM123 178V177H122ZM122 178H120V179H122ZM132 178V177H131ZM165 178V177H164ZM204 178H205V176H204ZM204 178H202V180L204 181H202L203 182V186H205L204 185V183H205V181L207 180H204ZM53 179H55V178H53ZM79 179H81V178H79ZM79 179L77 180V182L79 183ZM187 179V178H186ZM198 179V178H197ZM13 180V179H12ZM57 180V179H56ZM64 180V179H63ZM70 180H71V178H70ZM69 180V181H70ZM73 180V179H72ZM109 180H111V179H109ZM113 180V179H112ZM117 180V179H116ZM221 180H222V178H221ZM251 180V179H250ZM55 181V180H54ZM58 181V180H57ZM87 181H89V179L87 180ZM92 181V180H91ZM105 181H108L106 178H105ZM121 181V180H120ZM144 181V180H143ZM246 181H248V180H246ZM56 182V181H55ZM111 183V182H113V181H108V183ZM115 182V181H114ZM113 182V183H114ZM201 182V183H202ZM221 182H223V181H221ZM73 183V182H72ZM78 183L76 184V185H78ZM82 183V182H81ZM81 183H80V185H81ZM110 183H109V186H110ZM140 183H142V182H140ZM245 183V182H244ZM38 184V185H37ZM52 184V185H51ZM92 184V183H91ZM107 184V183H106ZM158 184V183H157ZM206 184H207V182H206ZM246 184V183H245ZM59 185H61V183L60 184H58V186ZM66 185V184H65ZM79 185V186H80ZM83 185H84V183H83ZM143 185V184H142ZM162 185V184H161ZM169 185V184H168ZM213 185H215V184H213ZM220 185V184H219ZM223 185H225L224 184V182H223ZM222 185V186H223ZM73 186V185H72ZM75 186V185H74ZM73 186V187H74ZM108 186V185H107ZM108 186V187H109ZM133 186V188H134V184L132 185ZM132 186L130 187L131 189L130 190H132ZM210 186V185H209ZM246 186H248V185H246ZM23 187V186H22ZM98 187V186H97ZM136 187H138V186H135V188ZM142 187V186H141ZM156 187V186H155ZM160 187V186H159ZM159 187H158V189H159ZM170 187V186H169ZM208 187V186H207ZM40 188V189H39ZM85 188V187H84ZM83 188V189H84ZM157 188V187H156ZM155 188V189H156ZM202 188V187H201ZM224 188H226V189H224ZM43 190V193L45 192V194H47L46 196V198H44V200L42 199V200H40V199H37V197H36V192H37V190ZM60 189V188H59ZM81 189H82V187H81ZM94 189H96V188H94ZM103 189H105V188H103ZM163 189V188H162ZM224 189V190H223ZM246 190V192L244 193L243 192V190ZM41 190V191H42ZM54 190V191H53ZM56 190H57V187H56ZM73 190H76L75 188L73 189ZM79 190V189H78ZM91 190V189H90ZM106 191H107V189H105ZM104 190V191H105ZM134 190V189H133ZM157 190V189H156ZM160 190H161V188H160ZM160 190H158V191H160ZM192 190V189H191ZM214 190H215V188H214ZM59 191H61V190H59ZM72 191V190H71ZM82 191V190H81ZM137 191V190H136ZM208 191H209V189H208ZM212 191V190H211ZM211 191H209L210 192V194H211ZM248 191V192H247ZM264 191V190H263ZM79 192V191H78ZM219 192V194H221ZM241 192L244 194V196H242L243 194H241ZM60 193V192H59ZM77 193V192H76ZM81 193V192H80ZM104 194H105V192H103ZM132 193H134L133 191H132ZM158 193V192H157ZM226 193V192H225ZM44 194V195H45ZM78 194V193H77ZM77 194H76V196H77ZM82 194H83V192H82ZM86 194V193H85ZM222 194H224V192L222 193ZM81 195V194H80ZM84 195V194H83ZM60 196L62 197L63 195H62V193L60 194ZM87 197H88V195H86ZM100 196V195H99ZM211 196V195H210ZM8 196H6L5 198H6V202H7V206H8V204L9 205H13V206H15L14 205V203H15V201H14V199H13V197L11 198V197H8ZM56 197V196H55ZM58 197V196H57ZM67 197V196H66ZM69 197V196H68ZM66 198L67 200L69 199V198ZM83 197V196H82ZM82 197H81V199H82ZM86 197V198H87ZM103 197V196H102ZM104 198V197H103ZM102 198V199H103ZM59 200V199H58ZM70 200V199H69ZM73 200V199H72ZM71 200V201H72ZM85 200V199H84ZM92 200H94V199H92ZM5 201V200H4ZM66 201V200H65ZM226 201V200H225ZM1 202V201H0ZM58 202V201H57ZM61 202V201H60ZM90 202V201H89ZM23 203H24V201H23ZM62 203V202H61ZM61 203H60V205H61ZM81 203H83V201H81ZM228 203V202H227ZM263 203V204H262ZM1 205V204H0ZM5 205V204H4ZM17 205H21V204H17ZM16 205V206H17ZM53 205V204H52ZM59 205V206H60ZM85 205V204H84ZM6 206V205H5ZM12 206V207H13ZM30 206V205H29ZM55 206V205H54ZM8 208H9V206H8ZM48 208V209H49ZM111 208V207H110ZM109 208V209H110ZM118 208H120V207H118ZM7 209V208H6ZM36 209H37V207H36ZM40 209V208H39ZM47 209V208H46ZM60 209V208H59ZM109 209H108V215L106 214V217L108 216V218H110L109 217V215H110V212H109ZM61 210V209H60ZM59 210V211H60ZM111 210V212H112V209H110ZM122 210V209H121ZM234 210V212H236ZM33 211V210H32ZM37 211V210H36ZM59 211H57V212H59ZM119 211V210H118ZM232 211V210H231ZM60 213L63 215V213H62V210L60 211ZM59 213V214H60ZM112 213H115V211L114 212H112ZM161 213V212H160ZM58 214V213H57ZM121 214V213H120ZM162 214V213H161ZM164 214V213H163ZM238 214V213H237ZM62 215H61V217H62ZM115 215V214H114ZM160 215V214H159ZM239 215V214H238ZM105 216V215H104ZM111 216V215H110ZM113 216V215H112ZM155 216V215H154ZM154 216H152L153 218H154ZM161 216V215H160ZM160 216H158L159 218H160ZM211 216V215H210ZM213 216V215H212ZM216 216V215H215ZM104 218V217H103ZM108 218H106V220L108 221ZM126 218V217H125ZM213 218H215V217H213ZM238 218H240V217H237V215L235 214V213H232L231 214V218H229V219H231L230 220V222H231V224H230V227L232 226L234 229H238V232H239V230H240V232H243L241 229H239V226H238V223L240 222V221H238L237 219ZM111 219V221H113L112 220V218H110ZM114 220H115V218H113ZM129 219V218H128ZM155 219V218H154ZM35 220V219H34ZM82 220V219H81ZM119 220H120V218H119ZM123 220H125V219H123ZM129 220H131L130 222H132V218H130ZM129 220H125V221H129ZM157 220V219H156ZM160 220H161V218H160ZM214 220V219H213ZM244 220V221H245ZM31 221V220H30ZM105 221V220H104ZM110 221V220H109ZM122 221V220H121ZM152 221V220H151ZM158 221V220H157ZM211 221H212V219H211ZM39 222V221H38ZM62 221H61V219H60V223H61ZM98 222V221H97ZM154 222V221H153ZM238 222V223H237ZM17 223H19V221L17 222ZM21 223V222H20ZM32 223H35V222H31V224ZM37 223V222H36ZM35 223V224H36ZM106 224L107 222H103V224ZM112 223V222H111ZM115 223V222H114ZM127 223V222H126ZM22 224V223H21ZM35 224H32L33 225V227H34V225ZM42 224V223H41ZM47 224V223H46ZM85 224V223H84ZM83 224V225H84ZM104 224V225H105ZM107 224H109V222L107 223ZM116 224V223H115ZM122 225H125V224H123V223H121ZM133 224V223H132ZM131 223H129V225L131 226L132 225ZM17 224H15V226H16ZM29 225V224H28ZM27 225V226H28ZM32 225H30V228L32 227ZM61 225V224H60ZM63 225H64V223H63ZM66 225V224H65ZM98 225V224H97ZM97 225H96V228H97ZM110 225V224H109ZM129 225H127L126 224V227L128 226V227H130ZM20 226V225H19ZM35 226H37V225H35ZM68 226V225H67ZM86 226V225H85ZM114 226H116V225H114ZM241 226V225H240ZM17 228H18V225L16 226ZM24 227V226H23ZM42 228H43V226H41ZM58 227V226H57ZM95 227V226H94ZM110 227H112V225L110 226ZM125 227V228H126ZM16 228V229H17ZM25 228V227H24ZM27 229H29V227H26ZM37 229H38V226L36 227ZM35 228V229H36ZM39 228H40V226H39ZM87 229H88V227H86ZM86 228H84L85 230H86ZM91 228H93V225H92V227ZM106 228H107V225H106ZM15 229V228H14ZM15 229V230H16ZM19 229H20V227H19ZM26 229V230H27ZM66 229V228H65ZM83 229V230H84ZM98 229V228H97ZM108 229V228H107ZM110 229V231L112 230L111 228H109ZM109 229H108V231H109ZM128 229V228H127ZM221 229V228H220ZM219 229V230H220ZM231 230H233L232 228H230ZM26 230H24V232H26ZM55 230H56V228H55ZM82 230V229H81ZM80 230V231H81ZM82 230V231H83ZM131 230V229H130ZM222 230H224V229H222ZM222 230H221V233H220V235L223 233L222 232ZM17 231V230H16ZM39 231V230H38ZM47 231H49V230H47ZM60 231H62V230H60ZM81 231V232H82ZM90 231V230H89ZM93 231V230H92ZM95 231H98V230H95ZM104 231H105V226H104ZM127 231H129V230H127ZM237 231V230H236ZM35 232H37L36 230H34V233ZM83 232H85V231H83ZM112 232V231H111ZM219 232V231H218ZM233 233L234 234V232L233 231H230V233ZM237 232V233H238ZM20 233V232H19ZM30 233V232H29ZM39 233V235L42 233H40V232H38ZM52 233V231L50 232V234ZM60 233V232H59ZM93 233V232H92ZM236 233V232H235ZM43 234H45V233H43ZM47 234H49V232L47 233ZM54 234H55V232H54ZM80 234V233H79ZM97 234V233H96ZM96 234H95V236H96ZM105 234H107V232H105ZM108 234H109V232H108ZM110 234H112V233H110ZM219 234V233H218ZM56 235H60V234H57L56 233ZM65 235H67V234H65ZM81 235V234H80ZM91 235H93V234H91L90 233V236ZM98 235V234H97ZM127 235V234H126ZM130 235H131V233H130ZM232 235V234H231ZM20 236V235H19ZM40 236H42V235H40ZM45 236H47L46 234H45ZM44 236V237H45ZM50 236V235H49ZM54 236V235H53ZM63 236V235H62ZM82 236H84V235H81V236H79L80 237V239H81V237ZM85 236H86V233H85ZM100 236V235H99ZM233 237H234V235H232ZM235 236V237H236ZM21 237V236H20ZM23 237V236H22ZM21 237V238H22ZM25 237V236H24ZM26 237H28L27 235H26ZM25 237V238H26ZM33 237V236H32ZM66 237V236H65ZM64 237V238H65ZM220 237V236H219ZM31 238V237H30ZM35 238V237H34ZM83 238V237H82ZM85 238L86 237H84V240H85ZM93 240L92 241H94V235H93ZM100 238V237H99ZM109 238H111V237H109ZM125 238V237H124ZM156 238V237H155ZM221 239L223 238L222 236L220 237ZM23 239V238H22ZM50 239V237L48 238V240H46V239H43V241H50L49 240ZM57 239H59V237H57ZM129 239V238H128ZM127 239V240H128ZM257 239V240H256ZM262 239V238H261ZM31 240H33V239H31ZM39 240V239H38ZM55 240V239H54ZM66 240V239H65ZM89 240H91L90 238H89ZM89 240H87V241H89ZM98 240V239H97ZM96 240V241H97ZM124 240V239H123ZM126 240V239H125ZM131 240V239H130ZM219 240V239H218ZM224 239H222V241H223ZM227 240V238L225 239V241ZM237 240V239H236ZM263 240V239H262ZM18 241H19V239H18ZM17 241V242H18ZM23 241V240H22ZM35 241V240H34ZM33 241V242H34ZM39 241H41V240H39ZM58 241V240H57ZM62 241V240H61ZM64 241V240H63ZM99 241V240H98ZM100 241H101V239H100ZM99 241V242H100ZM159 242H160V239L158 240ZM187 241V240H186ZM210 241V240H209ZM35 242H37V240L35 241ZM59 242V241H58ZM99 242H97V244H99ZM208 242V241H207ZM224 242V241H223ZM23 243V242H22ZM24 243H25V241H24ZM50 243H54L55 244V242H50ZM57 243V242H56ZM88 243V242H87ZM93 243V242H92ZM101 243V242H100ZM128 243H130V241H128ZM128 243H127V241H126V243L124 242V245L122 246V248L125 246V244L126 245H128ZM137 243V242H136ZM135 243V244H136ZM167 243V242H166ZM185 242H183V246L185 245L184 244ZM241 243V242H240ZM32 244H35V243H32ZM36 244H38V243H36ZM43 244V243H42ZM44 244H45V242H44ZM47 244V243H46ZM54 244L52 245V246H54ZM94 244H96V243H94ZM94 244H93V249H95V252L97 251V245H96V247H94ZM131 244V243H130ZM132 244H134V243H132ZM138 244V246H139V243H137ZM142 244V246H143V243H141ZM160 244V243H159ZM170 244V243H169ZM224 244V243H223ZM30 245H31V243H30ZM90 245V244H89ZM164 245V244H163ZM206 245H208V244H206ZM225 245V244H224ZM228 245H229V243H228ZM248 245V246H249ZM260 245V244H259ZM258 245V246H259ZM34 246V245H33ZM40 246V245H39ZM62 246V245H61ZM100 246V245H99ZM137 246V245H136ZM147 246V245H146ZM146 246H144L143 248H147ZM169 246V245H168ZM249 246V248H251ZM44 247H46V246H44ZM50 247V246H49ZM57 247H58V244H57ZM59 247H60V244H59ZM63 247V246H62ZM91 248H92V246H90ZM125 247H129L128 249H130V246H125ZM156 247V246H155ZM166 247V246H165ZM185 247V246H184ZM188 247V246H187ZM24 248V247H23ZM43 248V247H42ZM101 248V247H100ZM140 248V247H139ZM170 248H171V246H170ZM45 249H47V247L45 248ZM54 250H56L57 248H53ZM62 249V248H61ZM60 249V250H61ZM65 249H66V246H65ZM80 249H82V248H80ZM80 249H79V253L77 252V248H76V250H75V252H77L78 254H80ZM93 249H92V251H93ZM98 249H99V247H98ZM124 249V248H123ZM127 249V250H128ZM138 249V247H136V252L138 251L137 250ZM152 249H155V248H152ZM163 249H166V248H163ZM260 249V248H259ZM49 251H50V249H48ZM52 250V249H51ZM63 250V253H64V249H62ZM86 250V249H85ZM101 250V249H100ZM127 250L125 251V252H127ZM135 250V249H134ZM140 250H142L141 248H140ZM147 250H149V248L147 249ZM248 250V249H247ZM45 251V250H44ZM49 251H48V253H49ZM57 251H58V249H57ZM67 251V250H66ZM130 251H133L132 250V248L130 249ZM159 251H161V249L159 250ZM253 251H256V250H253ZM252 251V252H253ZM23 252V251H22ZM42 252H43V249H42ZM55 252V251H54ZM89 252H90V254H91V249H90V251H85V253H87L85 256H87L88 254H89ZM94 251L92 252V254L94 253V254H97V252L95 253ZM99 252V251H98ZM103 252H104V250H103ZM129 252V251H128ZM135 252V253H136ZM168 252V251H167ZM67 253V252H66ZM82 253V255H84L83 254V251L81 252ZM101 253V252H100ZM131 254H132V252H130ZM145 253H147L146 251H145ZM148 253H150V252H148ZM152 253H154V252H152ZM246 253V252H245ZM250 254H251V252H249ZM248 253V254H249ZM15 254H16V252H15ZM41 253H37V257L40 255ZM43 254H45V253H43ZM59 254V253H58ZM70 254V253H69ZM92 254L91 255H89V257H91L92 256ZM102 254V253H101ZM100 254V258H101V255ZM131 254L129 255V256H131ZM136 254H139V253H136ZM226 254V253H225ZM14 255V254H13ZM17 255V254H16ZM15 255V256H16ZM61 255H63L62 253H61ZM60 255V256H61ZM64 255L66 256L67 254H65L64 253ZM77 255V254H76ZM98 255H99V253H98ZM253 256H251V259H249L250 258V255H244L243 257H241V260H251V261H260V260H263L264 261V259L262 258H260V257H262V256H260L261 254H259V253H257V252H254L253 254H252ZM41 256V255H40ZM39 256V257H40ZM56 256H58V255H56ZM55 255H54V257H56ZM71 256V255H70ZM79 256H81V255H79ZM95 256H97V255H95ZM125 256L126 257H129V256H127V253H126V255H124V258H125ZM139 256V255H138ZM138 256L136 255V257L138 258ZM22 258H23V256H21ZM24 257H25V255H24ZM45 257H46V254H45ZM62 257V256H61ZM98 257V256H97ZM96 257V258H97ZM111 258H112V256H110ZM136 257H134L135 258V260H137L136 259ZM148 257H150V255L148 256ZM158 257H159V255H158ZM169 257V256H168ZM168 257H167V259H168ZM6 258V257H5ZM17 258V257H16ZM41 258V257H40ZM46 258H48V257H46ZM45 258V259H46ZM57 258V257H56ZM65 258H67V256L65 257ZM64 257H63V259H65ZM81 258H83V256L81 257ZM110 258V259H111ZM151 258H153V257H151ZM161 258H163L162 256H161ZM237 258H238V256H237ZM3 259V258H2ZM1 259V260H2ZM7 259V258H6ZM5 259V260H6ZM15 259V258H14ZM35 259H36V257H35ZM86 259H88L87 257L85 258V260ZM109 259V260H110ZM139 259V258H138ZM145 259H147V258H145ZM11 260H13V259H11ZM17 260V259H16ZM53 260H55V259H53ZM61 260H62V258H61ZM67 260V259H66ZM89 260V259H88ZM91 260H95V259H91L90 258V262H89V264L91 263L92 264V262H91ZM101 260V259H100ZM100 260H97L98 262L100 261ZM126 260V259H125ZM155 260V259H154ZM169 260V259H168ZM191 260V259H190ZM221 260V259H220ZM3 261V260H2ZM9 261V260H8ZM15 261V260H14ZM35 261V260H34ZM38 261H40V260H38ZM37 261V262H38ZM65 261V260H64ZM80 261H81V259H80ZM103 261H105V259H104V256H103ZM123 261H124V259H123ZM148 261V260H147ZM160 261V260H159ZM163 261V260H162ZM237 261H240V260H237ZM1 262V261H0ZM4 262V261H3ZM2 262V263H3ZM11 262H13V261H11ZM21 262H23V261H21ZM63 262V261H62ZM98 262L96 263V261H95V263L96 264H98ZM106 263H108V261H105ZM104 262V263H105ZM113 262V261H112ZM122 262V261H121ZM128 262H129V259H128ZM134 262V261H133ZM136 262V261H135ZM134 262V263H135ZM149 262V261H148ZM202 262V261H201ZM14 263V262H13ZM17 263V261H15V263L14 264H16ZM23 263H28V262H23ZM47 263V262H46ZM56 263V262H55ZM57 263H59V262H57ZM81 263V262H80ZM82 263H84L83 262V260H82ZM102 264H103V262H101ZM110 263V262H109ZM136 263H138V262H136ZM135 263V264H136ZM158 263V262H157ZM163 263H165V261L163 262ZM162 263V264H163ZM179 263H180V261H179ZM209 263V262H208ZM30 264V263H29ZM34 264H38V263H34ZM40 264V263H39ZM86 264V263H85ZM123 264H125V263H123ZM126 264H128L127 262H126ZM147 264V263H146ZM150 264V263H149ZM153 264H155V263H153ZM159 264H160V262H159ZM181 264V263H180ZM203 264V263H202ZM240 264H241V262H240ZM254 264H255V262H254ZM260 264V263H259Z\"/></svg>",
	"mask_w": 264,
	"mask_h": 264
}]
</instances>
